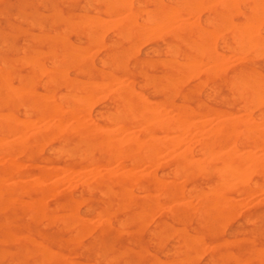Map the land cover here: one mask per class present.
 <instances>
[{
    "label": "rangeland",
    "instance_id": "374dc122",
    "mask_svg": "<svg viewBox=\"0 0 264 264\" xmlns=\"http://www.w3.org/2000/svg\"><path fill=\"white\" fill-rule=\"evenodd\" d=\"M94 1H96V2H94ZM138 1L142 2V3H140L141 5H138L139 4ZM150 1H151V3H150ZM152 1L154 2V4L152 3ZM155 1H156V3H155ZM178 1L179 0H171V1L170 0H116L117 4L120 3L123 6V7H121L120 4H118V6H116L117 5L116 3H115L116 5L114 4L115 0H0V64H1V62H4L5 64H8L12 67V74H13V76L15 75L14 77L12 76V84L16 87L18 86V88H19V89L15 90V87H13V89H12L13 92H18L19 90H22V89H23L22 91H25L26 89H28L25 92V93H27L25 95H24V92H20L21 94L19 93L18 99H16L14 105L12 106V111L16 115L18 120L28 121L29 127L27 130L28 131L27 133H32L33 131H35L37 129V127H41L44 125L50 124V126H52L53 123L54 122L56 123V121H57V119L52 117V116H51L52 118H50V117L44 118L43 117V115H45V117H46V115H48L47 111H45V113H44V111H43L44 107L43 106L42 107L39 106L40 110L39 109L34 110V106H36V108H38V106H37V105H39L38 102H40V105H41L43 103V100L46 101V99H49L48 97H50V99L51 98L54 99L52 101H55L56 103H58L59 106H61V108L65 109L67 107L68 101L60 100L59 97H57V95L60 96L61 94L64 95L65 93H66V95H69L68 92H70V93L72 92V93L76 94V95L75 94H70V95H75L77 98V102H78V96H79V100H81V102L79 101L78 103H76V101H75L74 103L76 104V106H79V108L81 107V105L82 106L84 105V107H81L83 110H85V112L83 110H82V112L86 113V114L83 113L84 114L83 117L85 119V120L84 119L83 120L87 123L89 122L88 125H91L94 122L93 124L100 125V126L104 127L103 125L108 124V122L106 120V115L111 111L116 112L117 110L116 111L114 110L116 105H117L116 108L119 109L118 110L119 112L124 110L123 108H120L121 104L119 103L118 99H115L116 92L122 87V80H124L123 85H124V83L126 84L132 80L129 85L131 87H133V89L135 90V92L137 94V95H135V97H137V99L143 100V101H146V99H147L146 102L148 103V101H149L148 104L150 106L154 102V105H152L154 108L162 109L164 107L162 102H161L164 100L163 95H164V93H170V90L167 88L166 89L164 88V90H162L163 87H162V89H160L159 87H161V85L165 82L163 76L168 74L167 72H170V67H169L170 61H172V59H174V60H177L178 63H183V62L186 63L185 61L189 60L187 57L185 58L186 54H189L192 52V51H190L191 49H190L189 40L186 37H184L181 40L175 39V38H177L175 35L176 31L179 28L177 26L183 25V23H190V24H198L199 23V25L201 24V26H203L204 28L212 29L213 26L210 27V25H205V24H207L206 21L207 22L209 21L208 19H213L215 21V28L216 29H215V36H214L212 42L215 41L216 43L214 42L213 43L214 45H210V46L212 47V50H214V52L215 51H216V53L218 52L217 54L216 53L215 54L216 55L219 54L218 57H220V59L223 58V60H224V62H221V60L219 59L218 64L220 65V68L225 73V75H224L225 80L221 79V78L219 79V77L210 78L208 74H207V76L210 79L205 78L206 74L203 71L204 70L206 71V67L209 66V63L205 59H203L206 62H201L204 64H202V65L200 64V66L198 67L199 68L198 70L200 71L198 74L199 76L195 79H193L194 77L193 78L189 77V79L187 81H185L184 83L182 82V87H181L182 92H189L190 91L189 89L194 90L193 91L194 93L192 92L191 95H189L190 98L187 100V104H189L193 108L201 106V109L198 110V113H199L198 116L188 117L187 120L189 121L190 118H191L190 122H192V118H193V121L203 120L204 130H206L208 128H217V130H220L221 132L224 131L225 125H222V124H225V122L223 120L225 119V117H227V115L224 114L223 112H226V111H229L231 113V116L232 117L234 116L233 118L243 117L244 114L248 113L249 116L247 115V116H244L243 118H249L250 117V119H252V120H254V119L259 120L258 119L259 118L258 113H260V111H261L260 109H262V106L256 107V105H257L256 103H254V102L250 103L251 105L250 104L248 105V109H250V110L246 109L247 111L245 110V112H247V113H245L244 112L245 108L240 105L243 103V101L238 96L239 91L236 90L238 87L235 88L232 85V80H234V82L235 81L238 82V80L240 79V77L236 78L235 69H234L236 67H240L243 70H245L246 72L249 71V75H251L250 77H252L251 79L255 84L257 82H261L262 81L261 79H264V53L261 50V49H264L263 48L264 47L263 46L264 40L262 41V39H261L264 37V35H263L264 34V9L262 7V6H264V2L261 3V2H259V0H257L258 3L254 2L257 6H258V4H260L259 7L255 6V4H254V6L257 7L255 9L254 6L252 5V3H253L252 0H247L246 2H244L245 5L243 4V6H242L241 1H239L236 4V7L238 6V8H240L241 10H239L237 8V11H236V12H238L237 15L236 14L235 15L233 14L234 16L230 15V20L234 21V23L236 20L235 24H233V22L231 21L232 24L234 25L233 27L236 28L235 31H233V29L232 30L231 29L226 30V29L222 28V29H220V31L222 30V32L219 31V33H217L216 31L219 30V27L216 26L217 17H214V16L216 15L215 12L220 8L219 7V1L220 0H216V1L212 0V3H209L211 0H205V1L204 0H202V1H200V0H181L182 1V2L180 1L182 4L181 6H180V3H178ZM225 1H228V0H225ZM111 2H113L112 4L115 6H112ZM200 2H202L203 6H204V8H203L204 10L200 9L203 7L202 4L200 5ZM214 2L215 3L218 2V4H214ZM128 3L132 6L130 7V5ZM175 3H178V5L181 7V8L179 7L181 10L177 7L174 8L175 6H178ZM82 4H84V5H82ZM126 4H127V7H124V5L126 6ZM192 4H193V6H192ZM211 4L212 5L214 4V5L212 6ZM62 5H64V6H62ZM172 5H173V8L175 11H176V9L177 10L179 9V11L174 13V14H176V17L167 18L166 15L168 14L167 16H169V13L171 14V10H169L170 11L169 13L167 10L168 9L173 10V8H171ZM205 5H206V7H205ZM246 5L253 6L254 10L252 7L248 8ZM186 6L187 7L190 6V7H188L186 9ZM112 7H115V8H112ZM168 7H170V8H168ZM211 7H212V9H211ZM85 8L87 11L85 10ZM111 8L113 10H111ZM138 8H140L139 10H141V11L148 10L146 8H150V9L153 8L152 10L149 9L148 13L150 15L153 14L155 16V12H156V14L158 12V14L155 16L158 21L157 20L154 21L153 19H152V21L148 20V19H147L148 21H146V18L149 17L150 15L147 14V12H145V13L140 12L138 10ZM192 8H194V9H192ZM207 8H208V10H205ZM82 9H84V11ZM250 9H252V10H250ZM115 10H117V13L115 12L116 14L114 13ZM126 10L128 11V13ZM133 10H134V12H131ZM150 11L152 14L150 13ZM255 11H256V13L258 12L257 14H259V12H261L262 15L259 14V15H261V17L259 15L258 16L256 15L257 18L252 17L251 14H253V16H255V14H256V13H254ZM51 12L53 13L52 15H51ZM83 12H85V14H87V13L89 14V15L88 14L86 15V16H88L89 19L88 18L87 19L89 21L87 19H85L86 16H85V14H83ZM104 12H106V14ZM109 12L112 14L110 15ZM130 12L132 13L131 17L129 16ZM191 12H192V14H191ZM208 12H209V14H208ZM251 12H253V13H251ZM80 13H81V15H79ZM107 13H109V14H107ZM135 13H138V14L134 15ZM82 14L84 15V17ZM244 14L246 16H244ZM90 15H92V16L94 15V16L92 17ZM206 15H207V17H206ZM212 15H213V17H211ZM241 15H242V17H241ZM248 16H249V18H248ZM81 17L84 18L83 19L84 21L81 19ZM121 17L124 18V20H122ZM158 17L164 18L167 24L169 22L170 27H168V26H167L168 28L166 27V25H165L166 23L164 22V19H162V22H159V20H161V19H159ZM244 17H246V19ZM102 18L104 19V21ZM125 18L130 19V20L127 21V19H125ZM254 18H256V20H258V21H260V20L261 21L258 22ZM53 19H54V22L52 21ZM96 19H97V27L98 28L95 25ZM143 19H145V20H143ZM77 20H78V22H77ZM113 20L115 21V23ZM167 20H168V22H167ZM252 20H254V21H252ZM30 21L32 22L33 26L30 25L31 24ZM122 21L124 23H126V28H125V24L121 23ZM51 22H53V23H51ZM82 22H83V24H81ZM89 22L92 25H90ZM110 22L111 23L113 22V25L115 24L114 26L116 27V25H117V27L115 28L113 25H111ZM117 22H118V24H117ZM250 22H253V23L251 24ZM261 22H263V23H261ZM148 23H152V24H148ZM240 23H241V26L243 24H246L245 28H244L246 34L244 33V30H242V27L240 25L238 27L237 24H240ZM259 23H260V25H259ZM144 24L146 25V27H150V28L146 29V27H144ZM161 24L163 25V27H166V28L164 29ZM78 25L80 26V28L78 27ZM81 25H85V26L82 27ZM93 25H95L96 28ZM151 25L154 27L151 28ZM41 26H42V28H41ZM64 26L65 27L67 26V27L64 28ZM86 26H88V28L89 27L90 28L86 29L87 28ZM112 26L115 28L114 30H113ZM141 26H143L144 28ZM246 26H247V28H246ZM92 27H94L95 29L98 30L99 37H98V35L96 36L97 30H95V29L93 30ZM109 27H111V28H109ZM135 27L136 28L137 27L142 28V29H140L142 31V33L139 32L140 30L137 31L138 28L136 30V32L141 35V36H139L141 41L138 39V35H136L137 33L133 32ZM174 27H175V30L173 29V31H172L171 29ZM237 27H238V30L240 31V33L238 32ZM256 27H257V29H256ZM161 28L163 31L161 30ZM62 29H64V30H62ZM67 29H70L69 30L70 32L67 31ZM91 29H92V31H91ZM144 29H145V31H147L146 34H145ZM151 29H153V30H151ZM169 29L171 30V32H169ZM261 29L263 31H261ZM53 30H54V32L56 31L57 33H53ZM61 30L63 32L66 31L65 32L66 36L64 35V33ZM86 30L88 31V34L95 35L96 37L92 38V35H87V32H85ZM112 30L114 32L116 31V35L119 33V35H118L119 38L116 37V35H114L115 33H113ZM117 30H120V31L117 32ZM248 30H250V31L247 33ZM90 31H91V33H90ZM121 31L124 34H122ZM149 31H150V33H149ZM167 31L170 34L167 33V34L162 35L163 32L166 33ZM226 31H228V32H226ZM242 31H243V33H241ZM156 32H157L159 37L162 35L161 37H163V39L157 37ZM234 32H235V34H234ZM41 33L44 35L42 36ZM82 33H83V35H82ZM112 33L114 36L112 35ZM134 33H135V35H134ZM223 33H224V36H223ZM252 33L254 34V37H253ZM255 33L258 36H259V34H261L262 36L260 35V37H258L257 35H255ZM54 34L57 37H55ZM61 34H63V35L61 36ZM101 34H103V35H101ZM242 34H244V35L242 36ZM122 35L124 37H122ZM145 35H147L148 37L150 36V39L152 37V39L150 40L151 42L148 39H146L148 37ZM168 35H170V36H168ZM236 35L237 36L240 35V36L237 37ZM245 35H246V37H245ZM77 36L79 37L80 41H82V42H80V41L74 42V41H78ZM86 36H87V38H86ZM142 36H144V37H142ZM231 36H233L234 38ZM54 37L57 39L58 38L61 39V41L63 38L65 40H64V42H60V40L58 41L57 39H53ZM89 37L91 38V40L92 39L93 40L92 41L88 40ZM130 37H131V39H130ZM221 37H223V39H222L223 41L226 40V41H224L226 43V45L223 41L221 42ZM225 37H227V38L225 39ZM244 37L246 38V40H247V38H249V39L246 41ZM255 37L257 39H255L253 41L252 38H255ZM113 38H115V40ZM239 38H240V40H239ZM99 39L100 40L103 39V41L101 40V42L98 44V42L100 41ZM233 39H234V41L238 40V41H241L242 43H240L238 41L236 43L233 41ZM162 40H163V42H162ZM249 40H252V41H249ZM256 40H261V41H256ZM93 42L94 43L97 42L96 44L99 46H96L95 44H93ZM166 42H168V44ZM61 43H63V44H61ZM64 43L66 44V47L64 46ZM76 43H77V45H75ZM89 43H92V44H90V46H86ZM235 43L238 46H236ZM244 43L248 44V45L250 44L249 48L251 46L252 49L247 48L248 45H246V48H245V46H243V48H245V49H243L240 44H244ZM3 44H5V45H3ZM47 44H48V47H46ZM210 44H212V43H210ZM71 45H73L74 47H72ZM170 45L171 46L174 45L176 47L177 53L175 55L171 51L174 46H172V48H170L171 47ZM255 45L257 46V48ZM61 46H62V48H61ZM76 46L80 47L82 50H87V51H83L81 53L82 50L80 51V48L77 47V49H76L77 53H81V54H78V58H80V60H81L82 57L83 58L85 57L84 58V60L86 59L85 61L82 60L81 62H79L78 58H76V61L73 60L77 56V53L73 54L74 52H72V51H76L75 50ZM101 46H102V48H101ZM163 46H166V47H163ZM167 46H169V48L171 50ZM220 46H222V47H220ZM239 46H241V47H239ZM59 47L61 48V50L58 49ZM229 47H230V49H233V50H230ZM258 47L259 48L261 47L260 51L262 53H260V51H258V52H256L257 54L255 55L254 51H257L256 49H258ZM48 48H51V51H50V49L47 50ZM64 48L66 51L71 50V48L74 49V50L70 51L71 52L70 54H73V56H72L73 58L69 55L68 51H67L68 54L66 53V55H68V56H70V58H72V59H69V61H68V58H67V60L65 58L66 55H64L65 54ZM238 48L240 49V51L238 50ZM91 49H93V50L91 51ZM247 49L250 51V53H249V51L247 53ZM33 50L35 53L32 52ZM44 50L46 51L47 55L44 54V52H43ZM125 50L127 52L130 51V54L127 53ZM164 50H166L167 53L164 52ZM237 50H238V52H236ZM243 50H244V52H243ZM22 51H24V52H22ZM92 52H93V54H92ZM123 52H125V53H123ZM131 52H134V53H131ZM170 52H172V54ZM240 52L241 53L243 52L246 54L243 56V54L241 55ZM29 53L30 54L33 53L34 56L33 55H32V57H31V55L28 56ZM49 53H51V54H49ZM61 53H64V54H62V56H61ZM84 53H85V55H84ZM91 54L93 55L92 57L90 56ZM131 54L134 56L131 57L132 56ZM153 54H155V55H153ZM259 54H260V57H259ZM22 55H27V56L22 57ZM43 55H45V56L43 57ZM106 55H109L108 57H111V58H107ZM128 55L130 56L129 58L127 57ZM37 56H41V57H38V59H37ZM87 56H88V58H87ZM116 56H117V58H116ZM124 56H126V57H124ZM239 56H241V57H239ZM249 56H251V57L253 56L254 58H251L252 60L251 59L248 60L250 58ZM255 56H257V57H255ZM29 57L32 59V61ZM42 57L44 60L42 59ZM50 57L53 59L50 60ZM63 57H64V59H63ZM113 57H115L114 60H113ZM58 58L61 59V62H59L60 59L58 61ZM101 58L103 59V61L105 60L106 62L105 61L103 62ZM125 58H127L128 60ZM46 59H48L47 60L48 63L46 62ZM89 59H90V61H89ZM122 59L125 61V64H123L122 68H120V65H122L121 62H124ZM160 59L161 60L164 59L163 61H166V63L165 62L162 63ZM21 60H22V63L24 60L30 61V64L28 62L24 61L27 66H25V64L20 65ZM37 60H38V62H37ZM71 60H73V61L71 62ZM126 60L129 62L127 63ZM49 61H52L53 63L49 62ZM66 61H68L69 64L71 62L72 65L70 64L71 65L70 66L69 64H67V66H66V63H67ZM77 61H78V63H77ZM167 61H169L168 66H167ZM15 62H17V63L15 64ZM57 62L59 64L61 63L60 66ZM82 62H83V64H82ZM116 62H120V65H119V63H116ZM144 62L146 65L144 64ZM38 63H39V65H38ZM75 63H77V65L78 64L79 65L77 66ZM115 63L119 67H116ZM42 64H43L44 68L42 66H40ZM100 64H102L103 66ZM141 64H143V65H141ZM206 64H208V66H206ZM74 65H76L77 67L76 66L74 67ZM81 65H82V69H80V71H83V69L86 70V72H84V73L81 72L83 74L79 73V71H76L78 69V67ZM150 65H152V66L150 67ZM255 65H257V66H255ZM65 66H66V68H62ZM114 66L116 69L114 68ZM132 66H133V68H132ZM31 67H33L32 68L33 72L31 70ZM37 67H38L39 72H37ZM34 68H36V69H34ZM112 68H113V70H111ZM102 69L105 72H103L104 74L101 75L100 73H102ZM55 70L58 71V74H57V72L54 73ZM63 72L66 73L67 75H69L71 78L66 76L67 79H64V78H66L64 76L66 74H64ZM90 72H91V76H89V74H88ZM45 73H46V75H44ZM120 73L122 75H119ZM233 73L235 75H232ZM253 73H254V75H256V74L257 75L254 76ZM52 74H53V76H55L54 80L57 78L58 82L56 80L55 81L51 80L53 78ZM162 74H164V75H162ZM35 75H37V76H35ZM58 75L60 76L59 78H58ZM114 75L116 76L115 78H113ZM46 76H48V77H46ZM87 76H89V77H87ZM124 76H126L125 79H124ZM144 76H148V78L147 77L144 78ZM30 77L33 79H31ZM74 77L78 78L80 80L77 81ZM118 77H120L121 79ZM25 78L27 80L29 78V80L25 81ZM44 78H46V79H44ZM129 78H130V80H128ZM13 79H14V81H13ZM38 79L43 83L42 86H41V82ZM88 79L91 81H87ZM101 79H102V81H100V82H102V83L99 84L98 81ZM114 79L116 80V82H114L115 81ZM148 79H150V80H148ZM154 79H155V81H154ZM200 79L202 81L207 79L204 81V83L203 82L201 83V85L203 87H201V85L197 86V87L193 86ZM258 79H260L261 81H258ZM74 80H75V82H73ZM92 80L94 82V84H92L93 86L90 85L91 87L90 86H88V87H89V90L90 89L93 90V91L91 90L93 93L91 91H88L90 93L85 94L84 91H87L85 84L92 82ZM151 80L153 81V86L151 83H149V82H151ZM63 81H65V82H63ZM80 81H81V84H80ZM83 81H87V82L84 83ZM95 81H97V82H95ZM24 82L25 83L28 82V85L24 84ZM78 82H79V84H78ZM143 82L145 85L147 82L149 85L150 84L151 85L145 86V85H143ZM48 83H50V84H48ZM60 83L62 84V86ZM83 83L85 86H83ZM109 83L111 86H108ZM140 84H141V86H137ZM257 84L259 85V83H257ZM65 85L69 89H70L69 86L72 85V88L70 90L69 89L65 90ZM76 85H77L78 89L81 87L79 92L77 91L78 89H76ZM79 85H80V87H79ZM94 85H95V87H94ZM101 85H103V92L102 91L99 92V89H98V88L101 89V87H102ZM213 85H215V87H213ZM154 86L157 89L153 88ZM24 87H26V88H24ZM45 87H46V89L47 88H49V89L47 91H45ZM84 87H85V89H84ZM93 87L97 88L98 90L96 89L94 91ZM104 87L107 89H105ZM198 87H201V88H198ZM210 87H211V89H210ZM117 88H118V90H117ZM186 88H188V89H186ZM151 89H152V91H150ZM155 89H156V91L157 90H159V91L154 92ZM33 90L36 91L37 97L35 95H33V93L35 94V92ZM214 90H215V92H214ZM49 93H51V94L53 93V95L51 96V94H49ZM105 93H106V95L108 94L107 95L108 97L105 95ZM22 94L24 97L25 96L27 97V95L29 97L27 99H26V97L25 98L20 97V95H22ZM77 94H79V95H77ZM82 94H84V95H82ZM102 94L104 95V97ZM30 95H31V97H30ZM91 95L94 97H92ZM109 95L110 96L113 95V96H111V98H110ZM236 95H237V97H236ZM38 96H39V98H38ZM231 96H232V98H231ZM33 97L36 98V100H38V101L36 102V100H34ZM53 97H55V98H53ZM23 98H24V100H23ZM81 98H83V99H81ZM88 98H89V100H88ZM39 99H41V101ZM92 99H94V100H92ZM113 99H114V102L112 101ZM31 101H32V103L36 102L37 104L34 105V103H33V106L30 105V104H32ZM173 101H174V103H180L181 98L179 96H175L173 98ZM115 102L118 104H116ZM79 103L81 105H79ZM84 103H86L88 108L85 107L86 105ZM92 103H93V105H92ZM157 105H158V107H157ZM22 106H24V108H28L27 106H29V108L24 110V108H22ZM252 107H253V109H252ZM256 108H258V109H256ZM23 111L26 112V113L24 112L25 115H24ZM39 112L41 113V115L39 114ZM212 112L213 113L219 112V113L217 115H215V114L211 115ZM240 114H241V116H240ZM206 116L208 119L206 118ZM26 117H28V118H26ZM62 119L65 122V124H67V125L70 124L69 120L67 118H62ZM221 119H223V120L221 121ZM263 121H264V119H263ZM263 121H262V123H263ZM134 128L135 127H133V126H131L129 128V130L132 131V136H134L133 133L135 134V130L137 129V128H135V129ZM260 128L263 129L261 132L262 138H263L264 137V132H263L264 126L260 125ZM131 131H129L128 135H131ZM58 133H62V134L59 135V134H57V132H53V134H52V132H49L46 135H44L43 137H41V139L39 140V143H38L39 146H38L37 150L35 148L33 155H32V158H31V162L35 166L33 165L28 170L30 173H33L40 166V167H47L50 169L53 168L52 170L55 171L54 167L56 168V167H58V165L61 166L65 161H69V162L70 161H77L76 163L72 164L73 166L72 165L69 166L68 169H62V170L57 169L58 171H55V173L58 174L57 176L60 177V179L64 176H66V173H67V175L70 176V179L72 178L71 179L72 182H75L74 183L75 185H76V183H77V185H80L79 187L74 189V195H75L74 199L75 200L78 199V201L76 203L74 202L75 205H74V203L72 205H65V203L67 202V198L65 196H63V195L48 196L47 199H45V203H47V204L45 205L44 211L43 212L39 211L41 213L40 215L49 214L50 218L48 217V215H46V217L43 216L45 219L43 217H41L39 219L40 216L35 213L37 211H32L30 209H26L25 207L22 208V210H21V207L11 208V209L6 210V211L0 210V218H1L0 219V264H38L39 258L35 253L25 252L26 250H33L34 243H38V241H39V243L41 242V244L49 247L55 253H59L62 255H65V254L68 255V256L65 255L66 258L65 257L62 258L60 263H47V264H66L68 259L70 261H68L67 264H88L89 262L92 264H114L113 262H115V264H167L169 260H173V259L177 260V258H178V261L173 260L174 262L171 261L172 264H180V262L181 261L183 262L184 260L185 261L183 262V264H221V262H222L221 258H223L224 256L225 257L223 258L222 264H240V263L243 264L242 263L243 261H245L244 262L245 264H264V248H263V250H261V247H264V223H263L264 222V199H263L264 193L262 194V190L264 192V164H263L264 163V147H263L264 142H262V146H260V147H257V146L253 147V144L238 146L237 151H236L238 154L236 153L235 157L232 158V160L234 162L230 160L232 162L231 168H230V164H229L230 161L228 162L226 160H222L221 162H220V160L219 161L216 160L219 163L216 161H212L210 164L208 163V165H207V163H205V162H210V160H214V159L203 157L204 155L199 153L196 150L197 145H198L197 143L200 141H198V140L192 141V140H189L187 138L184 139L183 134H184V137L187 136L186 132L175 133L173 131H167L165 133L166 137H169L171 139L172 136L174 137V134H177V137L179 140L182 138L184 140L180 141L181 144L179 143V146H178L177 142L175 143L178 146L177 148L175 147V148L170 149V150L164 149L165 151L164 150L161 151L160 156L157 158V160L155 161L154 164H146L147 170L149 169L147 173H149V171H150V173H153L156 176L158 181L161 182L160 183L161 188L158 190H155L151 187L150 184H148L144 181L142 183V186L144 185L142 189H141L142 186H140V187L137 186L138 188H136L135 184H134V186L128 185L130 187V188L128 187L130 189V193L128 196L127 195L125 196V195L121 194L122 186L120 183L114 184V186L112 187V192L109 194H106L103 192V189H104L103 187H101L99 184H97L95 182H92L93 185L91 184V186H90L92 189H90V187H87L88 190L90 191V193H88L89 191L86 189V186L84 187L82 185V182L84 184L85 179H86V177L83 178L82 173L84 172V174H85V172H86V174H87L88 170H91L94 167V165H93L92 161H89V162L88 161H82V162L78 161L79 160V157H78L79 153L84 152L85 150L87 151V149L85 146L81 145V142H79V138L75 133L74 134H73V132L70 133V131L69 132L66 131L64 133L63 132H58ZM50 134H52V135L56 134L57 136L58 135L59 136L57 138H55L56 135L54 136V138L51 136L53 140L50 139L51 138L50 137L49 138L50 140L47 141L46 138H48L50 136ZM261 134H260V136H261ZM26 135H29V134H26ZM260 136L258 135L257 137L261 138ZM258 138L256 140H258ZM174 141H175V139H174ZM71 146H73V147H71ZM75 149L77 151H75ZM251 149L253 152L251 151ZM186 151H189L190 153H192V155L194 157L193 158L194 161H192L193 164L191 162L190 163L182 162L179 159H177L179 161L178 166L180 168L182 167V166H180L182 164H183V169L185 168L186 165L187 166L190 165L189 167H186L184 170L181 168L182 171H179L180 170L179 168L178 169L174 168L177 166V164H176L177 161L175 162L174 159H172L171 157H173V156L175 157L176 155L177 156L181 155V154L185 153ZM167 152H168V155H169V153L171 155L173 154L172 156L170 155L171 157L167 156V159H168V157H169V160L172 159V161H170V163H169L170 165L167 163V162H169V160H167L165 162L164 159H166V157L163 156V155H166ZM92 153H93L94 157H98V156L102 155V153L101 152L99 153L97 150H94ZM67 154H70L71 156H67ZM253 154L254 155L256 154L255 157L258 159L256 161V163H255L256 158L253 156ZM56 155H58V157H55ZM161 156H163L164 158L163 157L160 158ZM242 156L244 157V159H246L245 161L243 160ZM197 157H199V158H197ZM200 158L204 162V163L202 162L203 164L201 163ZM205 158L209 159V160L204 161ZM21 159L23 160L24 163H27V158L25 155H22ZM260 159L262 160V162H261L262 164L260 163ZM162 160H164V161H162ZM251 160H252V163H251ZM243 161H244V163H243ZM163 162H165L167 164H164ZM197 162H198V164H197ZM161 163L164 164V166ZM171 163H173V164H171ZM119 164L120 163L118 160H112L111 162L109 161V163L107 162V164L105 162L104 166L100 167L99 171L102 174L105 171H110V172H113L114 174H119L123 170L122 168H120V166H118ZM159 164H160V166H159ZM204 164H206V165H204ZM246 164H247V166H246ZM44 165H46V166H44ZM74 165H76V166H74ZM196 165H198V166L195 167ZM223 165L225 166V169L223 168L224 167ZM258 165H260V168ZM144 166H145V164H144ZM144 166L134 165L133 168L136 172L141 171L139 174H141L142 172H143L142 174H144L147 171L146 169H145L146 171L144 170V168H145ZM161 166H163V167H161ZM203 167L206 168L205 170H207V168H209V171L208 170L205 171ZM215 167H216V169H215ZM221 167H222V174L225 173V174H223L224 175L223 177H222L221 170H220ZM248 167H249V169H252L253 172L248 170ZM191 168H193V169L196 168V170L194 171ZM188 169H191L193 171V172H191L192 176L190 173L187 174ZM197 169L199 172H197ZM213 169H215V170L219 169V170L211 172V170H213ZM229 169H231V171ZM246 169L248 170V172ZM254 169L259 170V171H257L259 173L258 175H255L257 173H255ZM142 170H144V171H142ZM200 170L202 172L205 171L206 174H205V172L203 174H201L202 172ZM223 170H225V171H223ZM242 170H243V172H242ZM218 171H220V172H218ZM175 172H176V174H175ZM188 172H190V171H188ZM183 173H184L183 176L185 177V181H183L184 180V178L182 176ZM207 173H208V176H207ZM212 173H213V175H212ZM160 174L161 175L163 174V176H161ZM165 174H168L171 177L166 176ZM185 174H187V175H185ZM200 174H201V176H200ZM226 174H227V176H225ZM228 175H230V176H228ZM77 176H79V177L81 176V177L77 178ZM205 176H207L208 178ZM29 177L30 176H28L26 174V175L22 176L20 180H22V178H23V184H24L29 180ZM180 177H182L183 180H182V178L180 179ZM217 177H219V178H217ZM187 178H188V181L186 180ZM58 179L59 178H56V176L55 177L52 176L49 178L46 177V179L45 178L43 179L44 181H42L41 184H45V183L46 184H52V183H55V180L57 181ZM159 179H161V181ZM236 179H238V180H236ZM240 179H241V181H240ZM167 180H170V181H167ZM7 181H8V183H11L15 180H14V177H11V178L8 177ZM230 181H231V183H230ZM237 181H240L241 184H243V183L244 184L243 185L238 184ZM72 182H70V183L72 184ZM166 182H169V183H166ZM170 182H171V184H170ZM227 182H229L231 185L230 184L228 185ZM172 183H173V186L177 185L178 188L183 186V188H181V189H182V192L184 195L179 194V195H181V198H180V196H178V194H176V196H175V193H178L179 191L177 188L173 189ZM175 183H177V184H175ZM185 183H187V184H185ZM168 184H170V185H168ZM192 184H194V185H192ZM204 184H206V185L208 184L207 185L208 187L204 186ZM225 184L228 186H226ZM260 184H263V185L261 186ZM178 185H180V186H178ZM214 185L215 186L217 185L215 190H217V191L219 190V192L214 190V188H215V187H213ZM236 185H238V189L236 188L237 187ZM192 186H194V187H192ZM66 187H67V184L62 183V188L60 186L59 187L60 189L58 188V190L59 191L63 190ZM186 188H188V189H186ZM218 188H221L222 190H220ZM181 189H180L179 193H181ZM79 190H81L82 193ZM99 190L102 192H100ZM190 190H192V191H190ZM229 190H230V192H229ZM204 191H205V193H204ZM236 191H240V193L236 192ZM146 192H148V193L151 192V193H149V195L150 194L151 195L146 197V195L148 194ZM185 192H190V194H192L194 197L192 195H190L189 193H185ZM213 192H216V195L220 194V196H222V198L225 200V201L223 200L224 201L223 205L220 206V205L216 204V202H212L213 199L209 198V195L212 197H213V195L215 196V193H213ZM144 193H146V194H144ZM200 194H202V195L200 196ZM152 195L155 196V199H153L154 197L151 198ZM131 196H132V198H131ZM157 196H159L158 199H157ZM203 196H206V197L202 198ZM176 197H178V198H176ZM20 198L24 199V201H27L29 199V197H27L26 195H23ZM80 198H82L81 200H83L85 202L81 201ZM129 198L131 200H129ZM197 198H198V200H197ZM228 198H229V200H228ZM199 199H201V200H199ZM175 200H177V201H175ZM191 200H194V202ZM202 200H203V203H207V200H208L209 205L206 206V204L203 205V203H200L201 206H199L198 203L200 201L202 202ZM209 200H211V201H209ZM116 201H117V203H116ZM156 201H158V203H156ZM231 201L236 203L238 206L240 205L239 210H238V207L235 208V210H234V207L236 206V204L233 205ZM260 201H262V203ZM79 202H80V204H79ZM153 202H155V203H153ZM104 203L106 205H104ZM118 203H119V205L121 204V206H120V209H118L119 208V206H118L116 208V210L118 209V210H120V212L117 210V211H115V213H116L115 214L114 210H115V207L118 205ZM148 203H150V205ZM162 203L163 204L165 203L166 207ZM187 203H190L191 205H188ZM227 203H229L230 206L233 207L232 208L233 211L237 210L236 211L237 214H236V212H234L232 214L230 213L231 209H229L230 207L228 206ZM122 204H123V206H122ZM178 204H180V205H178ZM213 204H215V205H213ZM55 205H56V207H55ZM124 205H126V206L124 207ZM158 205H162V207H160ZM242 205H243V207H245V210L242 207ZM143 206L144 207L146 206L145 209H142ZM192 206H194V207L192 208ZM195 206H196V208H195ZM224 206H225V208H224ZM151 207H152V209H150ZM159 207H160L161 211L159 210ZM201 207H203L202 209L204 211L203 210L197 211V209L199 210V208H201ZM247 207L250 209L248 210ZM49 208H51V209L49 210ZM70 208L73 212L69 211ZM85 208H87V210ZM122 208H125L126 210H122ZM167 208L168 209L171 208L170 209L171 214L169 213ZM172 208L175 211V213H173ZM190 208H192V209H190ZM205 208L207 210H205ZM212 208L214 209L215 213L217 212L215 214L217 218L215 217V215L213 216L214 213H209V214H211L210 215L211 217H208L209 216L208 211L213 212ZM194 209H196V210H194ZM215 209L217 211H215ZM138 210H140V211H138ZM232 210H231V212H232ZM98 211H101V212H98ZM111 211L115 214V216H111V215H114V214H112ZM188 211H190L189 214H188ZM221 211H222V213H220ZM30 212L32 213L31 217H29ZM63 212H67V213H63ZM96 212L100 213L99 216H97L98 214L95 215ZM145 212L150 213V214H148L149 215V217H147L148 220L146 222L144 221L142 223V225H143V227H142L141 221L145 220L144 216H143L146 214ZM166 212H168L167 213L168 216L165 215ZM200 212H201V214H200ZM203 212L206 214H203ZM223 212L225 213L224 216H226V217L228 216L230 218L229 220L222 216ZM58 213H59V215L63 213L62 215L65 216L62 223H64V221H66L68 219L66 217V215L70 216L71 214L75 215V218L71 215L72 217H69V219H73V218L76 219L77 218L78 221L81 222V220H83L85 223L81 222L82 225L80 223L79 227L77 226V227L71 228L69 226H65V227L70 228L69 230H67L63 226V224L61 223L62 217L58 216L57 215ZM107 213H110V214H107ZM53 214H55L56 216L55 215L53 216ZM182 214H183V216H181ZM125 215L127 216L126 218H125ZM133 215H135L134 217L137 218L136 220H139V221H136L134 219ZM140 215L142 216L141 220H140V218H138V216H140ZM151 215H152V217H151ZM190 215H193V217L192 216L190 217ZM197 215L199 217H200V215L203 216L204 220L208 219L206 221H208L210 224L208 222H207L208 224H206V221L204 223V220L201 218H198ZM5 216L7 218H5ZM32 216L34 217V219ZM100 216H104L103 218H104L105 222L103 221V219ZM230 216H232V217H230ZM55 217H57V218L55 219ZM214 217H215V219H214ZM153 218H154V221H153ZM174 218H175L176 222L174 221ZM6 219H7V221H6ZM9 219H11V220H9ZM30 219H32L34 221H32ZM47 219H50V221H48ZM106 219H108V221L110 219V221H109V223H107L105 225ZM129 219H131V221ZM132 219H134V220H132ZM151 219H152V221H151ZM178 219H179V221H178ZM213 219L216 222H214ZM245 220H246V222H245ZM253 220H255V221H253ZM46 221H47V223H44ZM67 221L65 223H67ZM97 221H99V222H97ZM121 221L125 222V223L127 222L126 224L125 223L122 224V225H125L123 227L120 224V226L122 228L119 226V223H121ZM220 221L223 225H221V223H218ZM95 222H96V226L98 224L99 227L97 226L96 228L92 229L93 231H90L91 229L88 230L86 228L88 230L87 232L89 234L81 231L80 228L81 227L83 228V226H85V224H86L85 227L89 226L88 228H93V225H94L93 223H95ZM101 222H104V225H99V224H103ZM147 222H149V223H147ZM199 222L201 223V225H204V226L203 227L200 226ZM247 222H249V223L247 224ZM65 223H64V225H66ZM110 223L112 226L109 225ZM214 223H215L216 228L213 225ZM205 224H206V227H209L210 229L206 228ZM41 225H43V226H41ZM144 225L145 226L147 225V228L144 229ZM44 226H46V227H44ZM138 226H139V228L141 226V228L138 229V232H137V230L133 231V229L135 230L136 228H138ZM163 226H164V229H162ZM94 227H95V225H94ZM101 228L104 229V230L102 229L103 232H100ZM172 228H175V231H173ZM119 229L120 230L123 229V230H121L122 233H120L121 231H119L117 233V231ZM182 229H183V232H180V231H182ZM216 229H218L219 232H221V233H219L218 230L216 231ZM220 229H222V230H220ZM127 230H129V233H127ZM213 230H215L216 232H214ZM125 231L127 234L125 233ZM149 231L150 232L152 231L154 233H152V232L150 233ZM185 231H187V232H185ZM39 232H41V234ZM85 232H86V230H85ZM169 232H170V234H169ZM213 232H214V234H213ZM238 232H240V233L238 234ZM69 233H71V234H69ZM74 233L75 234L78 233V235L82 234L83 236H79L80 237V239H79V237L76 235L75 239L73 241L69 240V239L74 237L73 236ZM90 233H92V234H90ZM182 233L183 234L185 233V234L183 235ZM187 233H189V234H187ZM207 233H208V235H207ZM165 234H168V235H165ZM173 234H175V235H173ZM180 234H182L181 237H184V240H183V238L179 239L180 236H178V235H180ZM195 234H200L201 236L204 237V238L203 237L201 238L202 243H200V241L197 242L198 240H201V239H200L199 235H195ZM209 234H210L211 238H210ZM230 234H232L233 236ZM16 235H18L19 238L16 237ZM43 235L45 238L43 237ZM162 235H165V237ZM227 235H230V236H227ZM22 236H23V238L25 237L26 239L20 238ZM166 236L168 237V240L165 239V238H167ZM169 236H171L172 238ZM191 236L194 239H197V241L194 240ZM177 237H178V239H175ZM242 237H245L244 238L245 240ZM5 238L7 240L6 243L4 242ZM149 238H150V240H149ZM188 238H189V241H188ZM226 238H228V239H226ZM14 239H15V242H14ZM209 239H211L210 242H209ZM230 239H232V240H230ZM234 239L238 242H236V241L234 242L233 241ZM240 239H243V240H240ZM246 239L247 240L252 239V240L248 242V241H246ZM76 240H78V241H76ZM128 240H130V243L127 242ZM70 241H72V242H70ZM153 241L155 244L153 243ZM182 241H184V242L180 246V243H182ZM194 241H196V242H194ZM217 241H221V242H217ZM223 241H225V242H223ZM198 243H200V244H198ZM203 243H204V245H203ZM158 244H159V246H158ZM201 244L203 245L202 247H201ZM209 244L211 246L207 247V246H209ZM232 244H234V245H232ZM184 245H185V247H184ZM25 246H26V248H25ZM213 246H215V247L213 248ZM71 247H72V249H71ZM86 247H87V249H85ZM189 247H190V249H188ZM200 247L201 248L204 247L203 248L204 251ZM219 247H221V248H219ZM195 248H198L197 252H198V250L200 252L197 253L195 251ZM206 248H208V249L205 250ZM184 249H186V250L183 251ZM214 249H215V251L212 254L211 250H214ZM221 249H224V250H221ZM68 250H70V251H68ZM177 250H179L180 252ZM208 250H210V251H208ZM231 251H232V253H231ZM247 251H248V253H247ZM254 251H256V253ZM221 252H223V253H221ZM165 253L167 255H165ZM184 254H188L187 258H186V256H184ZM192 254H194V256ZM72 255H74V256L76 255V257H74ZM80 255H82V257ZM210 255L213 256L214 259H212V257ZM195 256H197V257H195ZM218 256H221V257L219 258ZM109 258H111L113 261H110L111 259L109 260ZM183 258H186V259H183ZM193 258H195V259L197 258V259L194 260ZM7 260L8 261L11 260L14 263H12L11 261L9 263ZM188 261H190V262H188ZM259 261H260V263H259ZM171 262L169 261L170 264H171ZM182 262H181V264H182Z\"/></svg>",
    "mask_w": 264,
    "mask_h": 264
},
{
    "label": "bare ground",
    "instance_id": "6f19581e",
    "mask_svg": "<svg viewBox=\"0 0 264 264\" xmlns=\"http://www.w3.org/2000/svg\"><path fill=\"white\" fill-rule=\"evenodd\" d=\"M171 1V0H170ZM181 0H179L178 1V3H180V6L182 5L181 4V2H180ZM200 1H202V0H200ZM205 1V0H204ZM216 1V0H215ZM239 1H241V3H242V6H243V4L245 5V3L244 2H246L247 0H228V1H225V0H220L219 1V9L215 12V16L214 17H217V23H216V26H218L219 27V30L218 31H216L217 33H219V31H220V29H233V31H235V29L236 28H234L233 26V24H235L236 23V20H235V23H234V21H232V20H230V15H237V13L238 12H236L237 11V8H238V6L236 7V4L239 2ZM253 1V3H252V5L254 6V4L255 3H258L257 2V0H252ZM40 2V1H39ZM68 2V1H67ZM88 2V1H87ZM94 2H96V1H94ZM128 2V1H127ZM137 2V1H136ZM139 2V1H138ZM255 2V3H254ZM259 2H261V3H263L264 2V0H259ZM89 3V2H88ZM99 3V2H98ZM97 3V4H98ZM113 2H111V4H112ZM117 4V2H116V0H115V2H114V4ZM140 3H142V2H139V4L138 5H141ZM150 3H151V1H150ZM149 3V4H150ZM152 3L154 4V2L152 1ZM155 3H156V1H155ZM178 3H175V4H177L178 5ZM209 3H212V0L209 2ZM110 4V5H111ZM115 4V5H116ZM118 4H120V3H118ZM118 4L116 5V6H118ZM129 4V3H128ZM146 4V3H145ZM152 4V5H153ZM202 4V2H200V5ZM205 4V3H204ZM214 4H218V2H214ZM213 4V5H214ZM39 5V4H38ZM82 5H84V4H82ZM81 5V6H82ZM115 5H113L112 4V6H115ZM121 5V4H120ZM130 5V4H129ZM128 5V6H129ZM137 5V6H138ZM144 5V4H143ZM191 5V4H190ZM198 5V4H197ZM212 5V4H211ZM210 5V6H211ZM212 5V6H213ZM259 5L260 4H258V6L255 4V6H257V7H259ZM62 6H64V5H62ZM132 5H130V7H131ZM156 6V5H155ZM179 5L178 6H175L174 8H179L180 7ZM192 6H193V4H192ZM202 6H203V4H202ZM201 6V7H202ZM248 8L250 7H252L253 8V6H249V5H246ZM254 6V8L256 9L257 7H255ZM121 7H123L122 5H121ZM124 7H127V4H126V6L124 5ZM188 7H190V6H188ZM187 6H186V9L188 8ZM205 7H206V5H205ZM240 7V6H239ZM263 7V9H264V6H262ZM112 8H115V7H112ZM111 8V10H113ZM159 8V7H158ZM168 8H170V7H168ZM167 8V9H168ZM171 8H173V5L171 6ZM174 8H173V10L172 9H168L167 11H168V13L170 12L169 10H171V14L169 13V16H167L166 15V17L167 18H173V17H176V14H174L175 12H177V11H179V9L181 8H179L178 10L176 9V11L174 10ZM204 8V6L202 7V8H200V9H202V10H204L203 9ZM254 8H253V10H254ZM43 9V8H42ZM140 8H138V10H139ZM143 9V8H142ZM145 9V8H144ZM146 9H150V8H146ZM153 9V8H152ZM152 9H150V10H152ZM192 9H194V8H192ZM211 9H212V7H211ZM239 10H241L240 8H238ZM45 10V9H44ZM83 11H84V9H82ZM85 10H86V8H85ZM97 10V9H96ZM124 10V9H123ZM131 10V9H130ZM129 10V11H130ZM148 10H144V11H141V10H139L140 12H143V13H145V12H147V14H149L148 13ZM181 10V9H180ZM205 10H208V8L207 9H205ZM238 10V11H239ZM250 10H252V9H250ZM87 11V10H86ZM127 11V10H126ZM192 11V10H191ZM194 11V10H193ZM94 12V11H93ZM117 13V10H115L114 11V13ZM131 12H134V10L133 11H131ZM130 12V17H131V13ZM161 12V11H160ZM165 12V11H164ZM235 12V13H234ZM105 14H106V12H104ZM110 13V12H109ZM109 13H107V14H109ZM113 13V14H114ZM115 13V14H116ZM127 13H128V11H127ZM126 13V14H127ZM150 13H151V11H150ZM167 13V12H166ZM189 13V12H188ZM251 13H253V12H251ZM254 13H256V11L254 12ZM258 13V12H257ZM255 14V16H253V14H251V16L252 17H256V15L258 16L259 14H261V12H259V14ZM53 13L51 12V15H52ZM83 14H85V12H83ZM82 14V15H83ZM88 14V13H87ZM87 14H85V16L87 15ZM112 13H110V15H111ZM136 14H138V13H135L134 15H136ZM146 14V15H147ZM152 14V13H151ZM157 14H158V12H157ZM156 14V12H155V16L157 15ZM165 14V13H164ZM191 14H192V12H191ZM208 14H209V12H208ZM79 15H81V13L79 14ZM89 15V14H88ZM109 15V16H110ZM119 15V14H118ZM117 15V16H118ZM150 15V14H149ZM153 15V14H152ZM150 15L149 17H147L146 18V21H148V20H151L152 21V19L154 20V21H156L157 20V18L153 15ZM178 15V14H177ZM233 15V16H234ZM243 15V14H242ZM242 15H241V17H242ZM262 15V14H261ZM261 15H259L260 17H261ZM90 16H92V15H90ZM94 16V15H93ZM92 16V17H93ZM108 16V15H107ZM124 16V15H123ZM133 16V15H132ZM138 16V15H137ZM244 16H246L245 14H244ZM83 17H84V15H83ZM206 17H207V15H206ZM211 17H213V15L211 16ZM17 18V17H16ZM15 18V19H16ZM88 18V16H86L85 17V19H87ZM96 18V17H95ZM120 18V17H119ZM122 18V17H121ZM159 18V17H158ZM245 19H246V17H244ZM248 18H249V16H248ZM257 18V17H256ZM256 18H254L255 20H256ZM81 19L83 20L84 18H82L81 17ZM89 19V18H88ZM87 19V20H88ZM91 19V18H90ZM103 19V18H102ZM125 19H127V18H125ZM148 19V20H147ZM159 19H161V20H159V22H162V19H164V18H159ZM108 20V19H107ZM106 20V21H107ZM122 20H124V18H122ZM130 19H127V21H129ZM143 20H145V19H143ZM209 21L207 22L206 21V23L207 24H205V25H210V27L211 26H213V28L212 29H209V28H204L203 26H201V24L199 25V23L198 24H190V23H183V25H180V26H177V27H179L178 28V30L176 31V37L177 38H175V39H179V40H181V39H183L184 37H186L188 40H189V43H190V51H192L191 53H189V54H186V56H185V58L187 57L189 60H187V61H185L186 63H178L177 62V60H174V59H172V61H170V72H167L168 74H166L165 76H163L164 77V80H165V82L161 85V87H159L160 89H162V87H163V89L162 90H164V88L166 89H169L170 90V93H164V95H163V97H164V100L163 101H161L162 102V104H163V108L162 109H156V108H154L152 105H154V102H153V104L150 106L148 103H149V101H148V103L146 102L147 101V99H146V101H143V100H139V99H137V97H135V95H137L136 94V92H135V90L133 89V87H131L129 84L131 83V81L130 82H128V83H124V85H123V81L124 80H122V87L118 90V88H117V92H116V96H115V99H118V101H119V103L121 104V107L120 108H123L124 110L123 111H121V112H119L118 110L119 109H117L116 107H117V105L116 104H118V103H116L115 105H116V107L114 108V110L116 111V112H109L107 115H106V120H107V122H108V124L107 125H103L104 127H102V126H100V125H95V124H91V125H88L89 124V122L87 123V122H85L84 120V114H86V113H84L85 112V110H83L81 107H84V105L82 106L80 103H79V105H81V107L79 108V106H76V104L74 103L75 101H76V103H78L79 101L81 102V100H79V96H78V102H77V98H76V94L75 93H70V92H68L69 93V95H66V93L64 94V95H57V97H59V99L60 100H66V101H68V103H67V107L65 108V109H63V108H61V106H59L58 105V103H56L55 101H52V100H54V99H50V97H48L49 99H46V101H44L43 100V103L40 105V102H38V104L39 105H37L38 106V108H36V106H34V110L35 109H39L40 110V108H39V106H43L44 108V113H45V111H47V114L48 115H46V117H45V115H43V117L44 118H48V117H50V118H52V117H54V118H56L57 119V121H56V123L54 122L53 123V125L52 126H50V124L49 125H44V126H41V127H37V129L35 130V131H33L32 133H27L28 131V127H29V124H28V121H21V120H18V118L16 117V115L13 113V111H12V106L14 105V103H15V101H16V99H18V97H19V93L20 92H24V95L25 94H27V93H25L28 89H26L25 91H22V90H19L18 92H13L12 91V89H13V87H15V90L16 89H19L18 88V86L16 87V86H14L13 84H12V76H13V74H12V67L10 66V65H8V64H5L4 62H1V64H0V210H3V211H6V210H9V209H11V208H17V207H21V210H22V208H26V209H30V210H32V211H37V212H35L37 215H39L40 217H39V219L41 218V217H43V216H45L46 217V215H48V217H49V214H46V215H40L41 213L39 212V211H41V212H43L44 211V208H45V205L47 204V203H45V199H47V197L48 196H55V195H63V196H65L66 198H67V202L65 203V205H72L74 202L76 203L77 201H78V199H74V189L75 188H77V187H79L80 185H77V183H76V185L74 184L75 182H72V178L70 179V176L69 175H67V173H66V176H64V177H62L61 179H60V177H58L57 175L58 174H56L55 173V171H58L57 169H68L69 168V166H71L72 164H74V163H76L77 161H65L61 166L60 165H58V167H54V169H55V171L54 170H52V169H50V168H47V167H38L37 169H36V171L35 172H33V173H30L29 172V168H31L34 164H32V162H31V158H32V155H33V152H34V150H35V148H36V150H37V148H38V143H39V140L41 139V137H43L44 135H46L47 133H49V132H52V134H53V132H57V134H62V133H58V132H69L70 131V133L71 132H73V134L75 133L77 136H78V138H79V142H81V145H83V146H85L86 147V149H87V151L85 150L84 152H81V153H79V162H82V161H92L93 162V165H94V167L91 169V170H88V173L86 174V172H85V174H84V172L82 173L83 174V178L84 177H86V179H85V182H84V184H83V182H82V185L85 187L86 186V189L88 190V188L87 187H90L91 186V184H92V182H95V183H97V184H99L101 187H103L104 189H103V192L104 193H106V194H109V193H111L112 192V187L114 186V184H116V183H120L121 184V186H122V191H121V194L122 195H129V193H130V187L128 186V185H133L134 186V184L136 185V188H138V187H140V186H142V183L145 181L146 183H148V184H150L151 185V187L153 188V189H155V190H158V189H160L161 188V186H160V183L161 182H159L158 181V179L156 178V176L153 174V173H150V171H149V173H147L148 172V170H147V166H146V164H154L155 163V161L157 160V158L160 156V154H161V151H163L164 149L166 150V149H168V150H170V149H173V148H177L178 146H179V143H180V141H182V140H184V139H189V140H198V141H200V142H198L197 144V148H196V150L199 152V153H201V154H203L204 156L203 157H206V158H211V159H214V160H210V162H205V163H207V165H208V163L210 164L212 161H216V160H220V162L222 161V160H226V161H233L232 160V158H234L235 157V155H236V151H237V147L238 146H242V145H248V144H253V147H255V146H257V147H260V146H262V142H264L263 140H264V137L262 138V134H261V132H262V130L263 129H261L260 128V125L261 126H264V121H263V119H264V79H258V81H261V82H257V83H259V85L256 83H254L253 81H252V77H250L251 75H249V71H245V70H243L242 68H240V67H236V68H234L235 69V74H236V78L237 77H240V79L238 80V82H234V80H232V85L235 87V88H237L236 90H238L239 91V93H238V96H239V98L243 101V103L242 104H240L242 107H244L245 109H244V112H245V110L246 109H248V105L250 104V103H256L257 105H256V107H258V106H262V109H260L261 111H260V113H258L259 114V120H252V119H250V117L249 118H243L244 116H247L248 115V113L247 112H245V113H247V114H244V116L243 117H238V118H233L232 116H231V113L229 112V111H226V112H223L224 114H226L227 115V117H225V119L223 120V119H221V121L223 120L224 122H225V124H222V125H225L224 126V131H220V130H217V128H208V129H206V130H204V124H203V120H198V121H193V118H192V122H190L191 121V118L189 119V121L187 120V118L188 117H191V116H198V110H200L201 109V106H199V107H196V108H193V107H191L189 104H187V100L190 98L189 97V95H191V93L194 91V90H191V89H189L190 91L189 92H182L181 91V87H182V82L184 83L185 81H187L188 79H189V77H194L193 79H195V78H197L199 75V66H200V64L202 65V64H204V63H201V62H208L209 63V66H208V64H206V66H208V67H206V71L204 70L203 72L206 74L205 76V78H207V79H210V78H212V77H219V79L221 78V79H224L225 80V73L223 72V70L220 68V65L218 64V62H219V59H220V57H218V55H216L217 53H216V51L214 52V50H212V47L210 46V45H214L213 43L215 42H212L213 41V38H214V36H215V21L213 20V19H208ZM248 20V19H247ZM29 21V20H28ZM53 22H54V19L52 20ZM84 21V20H83ZM89 21V20H88ZM91 21V20H90ZM103 21H104V19H103ZM114 21V20H113ZM158 21V20H157ZM233 22V24H232V22ZM244 21V20H243ZM249 21V20H248ZM252 21H254V20H252ZM256 21H258V20H256ZM261 21V20H260ZM260 21H258V22H260ZM31 22V21H30ZM53 22H51V23H53ZM77 22H78V20H77ZM92 22V21H91ZM94 22V21H93ZM120 22V21H119ZM164 22L166 23V21H165V19H164ZM167 22H168V20H167ZM85 23V22H84ZM90 23V22H89ZM95 23V22H94ZM111 23V22H110ZM114 23H115V21H114ZM122 24L124 23L123 21L121 22ZM120 23V24H121ZM137 23V22H136ZM202 23V22H201ZM239 23V22H238ZM251 24L253 23V22H250ZM261 23H263V22H261ZM81 24H83V22L81 23ZM117 24H118V22H117ZM125 24V28H126V23H124ZM148 24H152V23H148ZM160 24V23H159ZM255 24V23H254ZM31 26H33L32 25V22H31V24H30ZM80 25V24H79ZM78 25V27L80 28V26ZM88 25V24H87ZM90 25H92L91 23H90ZM89 25V26H90ZM95 25H96V27H97V19H96V23H95ZM95 25H93L94 27H95ZM111 25H113V22L111 23ZM115 25V24H114ZM113 25V26H114ZM162 25V24H161ZM166 25V27L168 26V27H170V25H169V22H168V24L166 23L165 24ZM238 25V27H239V25L241 26V23L240 24H237ZM245 25L246 24H243L241 27H242V30H244V28H245ZM259 25H260V23H259ZM44 26V25H43ZM82 27L83 26H85V25H81ZM112 26V27H113ZM124 26V25H123ZM138 26V25H137ZM236 26V25H235ZM244 26V27H243ZM67 27V26H66ZM65 26H64V28H66ZM87 28L86 29H89L88 28V26H86ZM94 27H92V29L94 30L95 28ZM115 27V26H114ZM113 27V30L117 27V25H116V27L114 28ZM139 27V26H138ZM137 27V28H138ZM141 27H143V26H141ZM138 28V30H137V28L135 27V31L133 30V32H136V30L137 31H139L140 29H142V28ZM144 27H146V25L144 24ZM143 27V28H144ZM152 27H154V26H152L151 25V28ZM162 27H163V25H162ZM166 27H163L164 29L166 28ZM167 27V28H168ZM176 27V28H177ZM238 27H237V30H238ZM40 28V27H39ZM41 28H42V26H41ZM70 28V27H69ZM98 28V27H97ZM108 28V27H107ZM109 28H111V27H109ZM147 28H150V27H146V29ZM246 28H247V26H246ZM254 28V27H253ZM53 29V28H52ZM92 29H91V31H92ZM124 29V28H123ZM155 29V28H154ZM173 29L175 30V27L174 28H172L171 30L173 31ZM241 29V28H240ZM256 29H257V27H256ZM260 29V28H259ZM258 29V30H259ZM263 29V28H262ZM261 29V31H263ZM41 30V29H40ZM62 30H64V29H62ZM61 30V31H62ZM70 29H67V31H69ZM95 30H97V29H95ZM112 30V32L113 33H115L114 35H116V31L114 32ZM125 30V29H124ZM150 30V29H149ZM151 30H153V29H151ZM161 30H162V28H161ZM167 30V29H166ZM171 30L169 29V32H171ZM255 30V29H254ZM257 30V31H258ZM91 31H90V33H91ZM120 30H117V32H119ZM144 31H145V29H144ZM160 31V30H159ZM163 31V30H162ZM229 31V30H228ZM228 31H226V32H228ZM250 30H248L247 31V33L249 32ZM63 32V31H62ZM66 31H64L63 33H64V35L66 36V33H65ZM70 32V31H69ZM85 32H87V35H92V34H88V31L86 30ZM125 32V31H124ZM140 33H142V31L140 30L139 31ZM161 32V31H160ZM168 31L165 33V32H163L162 33V35L163 34H167V33H169ZM220 32H222V30L220 31ZM238 32L240 33V31L238 30ZM260 32V31H259ZM53 33H57L56 31L54 32V30H53ZM68 33V32H67ZM113 33H112V35H113ZM121 33H122V31H121ZM137 33V32H136ZM147 33V31H145V34ZM149 33H150V31H149ZM148 33V34H149ZM241 33H243V31L241 32ZM244 33H245V30H244ZM257 33V32H256ZM255 33V35H257ZM261 33V32H260ZM42 34V33H41ZM77 34V33H76ZM75 34V35H76ZM96 34V33H95ZM122 34H124V33H122ZM156 34H157V32H156ZM170 34V33H169ZM234 34H235V32H234ZM233 34V35H234ZM238 34V33H237ZM246 34V33H245ZM253 34V33H252ZM262 34V33H261ZM261 34H259V36L258 37H260V35ZM39 35V34H38ZM44 34H42V36H43ZM55 35V34H54ZM53 35V36H54ZM63 34H61V36H62ZM82 35H83V33H82ZM98 35V30H97V34H96V36ZM101 35H103V34H101ZM100 35V36H101ZM113 35V36H114ZM119 33L116 35V37H118L119 38ZM134 35H135V33H134ZM136 35H138V39L140 40V38H139V36H141L140 34H136ZM153 35V34H152ZM161 35V36H162ZM244 34H242V36H243ZM251 35V34H250ZM264 35V34H263ZM95 35H92V38L93 37H96ZM112 36V37H113ZM145 36H147V35H145ZM154 36V35H153ZM159 37L158 36V34H157V37H159V38H162L163 39V37ZM168 36H170V35H168ZM223 36H224V33H223ZM237 36V35H236ZM238 36H240V35H238ZM237 36V37H238ZM256 36V37H257ZM262 36V35H261ZM55 37H57L56 35H55ZM53 38V39H57V38ZM98 37H99V35H98ZM121 37V36H120ZM122 37H124L123 35H122ZM121 37V38H122ZM142 37H144V36H142ZM148 37V36H147ZM231 37H233V36H231ZM236 37V38H237ZM245 37H246V35H245ZM244 37V38H245ZM253 37H254V34H253ZM252 38V40L254 41L255 39H257V38ZM61 38V37H60ZM76 38V37H75ZM77 38H78V41H74V42H79L80 41V39H79V37L77 36ZM86 38H87V36H86ZM90 38V37H89ZM88 38V40H91V38L89 39ZM102 38V37H101ZM135 38V37H134ZM146 38V37H145ZM144 38V39H145ZM154 38V37H153ZM227 37H225V39H226ZM234 38V37H233ZM264 38V37H263ZM263 38H261L262 39V41L264 40ZM38 39V38H37ZM112 39V38H111ZM114 40H115V38H113ZM123 39V38H122ZM130 39H131V37H130ZM146 39H148L149 41L152 39V37H151V39H150V36L148 37V38H146ZM223 39V37H221V42L223 41L222 40ZM249 38H247V40H248ZM251 39V38H250ZM58 41L60 40V42H64V38L62 39V41H61V39H57ZM93 40V39H92ZM91 40V41H92ZM96 40V39H95ZM100 40V39H99ZM102 41H103V39H101ZM101 40L98 42V44L101 42ZM137 40V39H136ZM135 40V41H136ZM239 40H240V38H239ZM245 40H246V38H245ZM246 40V41H247ZM252 40H249V41H252ZM71 41V40H70ZM141 41V40H140ZM224 41H226V40H224ZM223 41V42H224ZM233 41H234V39H233ZM238 41V40H237ZM237 41L235 40L234 42H236L237 43ZM243 41V40H242ZM248 41V42H249ZM256 41H261V40H256ZM255 41V42H256ZM80 42H82V41H80ZM90 42V41H89ZM151 42V41H150ZM162 42H163V40H162ZM165 42V41H164ZM184 42V41H183ZM238 42H240V43H242L241 41H238ZM245 42V41H244ZM247 42V43H248ZM97 42H93V44H95L96 46H99V45H97L96 44ZM131 43V42H130ZM133 43V42H132ZM142 43V42H141ZM147 43V42H146ZM167 44H168V42H166ZM210 43H212V44H210ZM216 43V42H215ZM225 43V42H224ZM236 43H235V45H236ZM38 44V43H37ZM61 44H63V43H61ZM71 44V43H70ZM90 44H92V43H89L88 45H86V46H90ZM239 44V43H238ZM245 44V43H244ZM240 44L241 46H242V48H243V46H245V48H246V45H248V44ZM3 45H5V44H3ZM75 45H77V43L75 44ZM79 45V44H78ZM101 45V44H100ZM225 45H226V43H225ZM250 45V44H249ZM249 45H248V47L247 48H249ZM63 46V45H62ZM62 46H61V48H62ZM64 46L66 47V44L64 43ZM63 46V47H64ZM72 47H74L73 45H71ZM84 46V45H83ZM95 46V47H96ZM103 46V45H102ZM102 46H101V48H102ZM171 46V45H170ZM172 46H174V45H172ZM172 46L170 47V48H172ZM223 46V45H222ZM222 46H220V47H222ZM236 46H238V45H236ZM241 46H239V47H241ZM256 46V45H255ZM254 46V47H255ZM264 46V45H263ZM46 47H48V44L46 45ZM77 47L78 46H76L75 47V50L77 49ZM93 47V46H92ZM91 47V48H92ZM139 47V46H138ZM163 47H166V46H163ZM168 48H169V46H167ZM253 47V48H254ZM262 47V46H261ZM261 47L259 48L258 47V49H256L257 51H254L255 52V55L257 54L256 52H258V51H260V49H261ZM61 48L59 47L58 49L59 50H61ZM78 48H80V47H78ZM167 48V49H168ZM169 48V49H170ZM228 48V47H227ZM226 48V49H227ZM245 48H243V49H245ZM256 48H257V46H256ZM264 48V47H263ZM50 49V51H51V48H48L47 50H49ZM86 49V48H85ZM94 49V48H93ZM93 49H91V51L93 50ZM104 49V48H103ZM166 49V50H167ZM225 49V48H224ZM229 49H230V47H229ZM235 49V48H234ZM249 49H252V47L250 46V48ZM23 50V49H22ZM64 50H65V48H64ZM71 50H74L73 48H71ZM71 50H67L68 52H69V55L72 57L73 56V54H75V53H77V50L76 51H72V52H74L73 54H70L71 52ZM82 49L80 48V51H81ZM122 50V49H121ZM166 50H164V52H166ZM171 50V49H170ZM228 50V49H227ZM230 50H233V49H230ZM236 50V49H235ZM234 50V51H235ZM238 50L240 51V49L238 48ZM238 50L236 51V52H238ZM262 50V52L264 53V49H261ZM67 51L65 50V54L64 53H61V56H62V54H64V55H66V53H67ZM83 51H87V50H82L81 51V53L83 52ZM95 51V50H94ZM126 51V50H125ZM153 51V50H152ZM172 52H173V54L175 55L176 53H177V49H176V47L174 46L173 48H172V50H171ZM248 49H247V53H248ZM22 52H24V51H22ZM29 52V51H28ZM32 52H34V50L32 51ZM41 52V51H40ZM44 52V54H46V51L44 50L43 51ZM53 52V51H52ZM51 52V53H52ZM127 52V51H126ZM137 52V51H136ZM157 52V51H156ZM172 52H170L171 54H172ZM243 52H244V50H243ZM241 53V55L243 54V56L246 54V53ZM253 52V53H254ZM261 51H260V53H262ZM35 53V52H34ZM48 53V52H47ZM51 53H49V54H51ZM81 53H77V56L73 59V60H75L76 61V58H78V54H81ZM123 53H125V52H123ZM127 53H129L130 54V51L129 52H127ZM131 53H134V52H131ZM167 53V52H166ZM216 53V54H215ZM220 53V52H219ZM249 53H250V51H249ZM25 54V53H24ZM68 54V53H67ZM92 54H93V52H92ZM90 55L91 57L93 56V55ZM95 54V53H94ZM169 54V53H168ZM252 54V53H251ZM31 55V57H32V55L34 56V54L32 53V54H30L29 53V55L28 56H30ZM47 55V54H46ZM84 55H85V53H84ZM89 55V54H88ZM124 55V54H123ZM127 55V54H126ZM132 55V54H131ZM153 55H155V54H153ZM170 55V54H169ZM221 55V54H220ZM254 55V54H253ZM25 57V56H27V55H22V57ZM45 55H43V57H44ZM68 55H66L65 56V58H66V60H67V58H68V61H69V59H72V58H70V56H68ZM81 56V55H80ZM109 55H106V57L107 58H111V57H108ZM111 56V55H110ZM134 55H132L131 57H133ZM136 56V55H135ZM150 56V55H149ZM262 56V55H261ZM38 57H41V56H37V59H38ZM43 57H42V59H43ZM124 57H126V56H124ZM128 58L130 57L129 55L127 56ZM239 57H241V56H239ZM250 58L248 59V60H250L251 58H254L253 56L251 57V56H249ZM255 57H257V56H255ZM259 57H260V54H259ZM30 58V57H29ZM56 58V57H55ZM61 58V57H60ZM60 58H58V61H59V59ZM83 58V57H82ZM81 58V60H80V58H78L79 59V62H81L82 60H84V58L82 59ZM87 58H88V56H87ZM100 58V57H99ZM114 58L115 57H113V60H114ZM116 58H117V56H116ZM180 58V57H179ZM25 59V58H24ZM31 59V58H30ZM51 59H53V58H51L50 57V60ZM63 59H64V57H63ZM62 59V60H63ZM94 59V58H93ZM102 59V58H101ZM125 59H127V58H125ZM203 59H205V60H203ZM27 60V59H26ZM26 60H24L25 62H28L29 64H30V61H26ZM44 60V59H43ZM47 60L48 59H46V62H47ZM55 60V59H54ZM73 60H71V62L73 61ZM86 60V59H85ZM84 60V61H85ZM123 60V59H122ZM128 60V59H127ZM126 60V61H127ZM161 60V59H160ZM164 60V59H163ZM163 60H161V62L163 63V62H165L166 63V61H163ZM167 60V59H166ZM203 60V61H202ZM221 60V62H224V60H223V58L222 59H220ZM252 60V59H251ZM23 61V63H22V60H21V62H20V65L22 64H25V62ZM31 61H32V59H31ZM68 61H66L67 63H66V66H67V64H69L68 63ZM89 61H90V59H89ZM101 61V60H100ZM102 61H103V59H102ZM105 61V60H104ZM103 61V62H104ZM120 61V60H119ZM124 61V60H123ZM169 61H167V66L169 65ZM226 61V60H225ZM37 62H38V60H37ZM43 62V61H42ZM49 62H52V61H49ZM59 62H61V59H60V61ZM63 62V61H62ZM71 62H70V64H71ZM106 62V61H105ZM129 61H127V63H128ZM149 62V61H148ZM17 62H15V64H16ZM48 63V62H47ZM53 63V62H52ZM56 63V62H55ZM58 63V62H57ZM77 63H78V61H77ZM77 63H75L76 65H77ZM102 63V62H101ZM112 63V62H111ZM116 63H119V65H120V62H116ZM115 63V64H116ZM44 64V63H43ZM43 64L42 65H40V66H42L43 67ZM59 64V63H58ZM61 64V63H60ZM60 64H59V66H60ZM69 64V65H70ZM82 64H83V62H82ZM105 64V63H104ZM107 64V63H106ZM114 64V63H113ZM121 64L122 65H120V68H122V66H123V64H125V61L124 62H121ZM144 64H145V62H144ZM153 64V63H152ZM38 65H39V63H38ZM52 65V64H51ZM54 65V64H53ZM64 65V64H63ZM72 65V64H71ZM70 65V66H71ZM76 65H74V67L76 66ZM79 65V64H78ZM77 65V66H78ZM100 65H102V64H100ZM110 65V64H109ZM141 65H143V64H141ZM146 65V64H145ZM160 65V64H159ZM164 65V64H163ZM25 66H27L26 64H25ZM29 66V65H28ZM39 66V67H40ZM58 66V65H57ZM56 66V67H57ZM62 66V65H61ZM66 66L65 67H62V68H66ZM76 66V67H77ZM103 66V65H102ZM113 66V65H112ZM111 66V67H112ZM152 65H150V67H151ZM165 66V65H164ZM255 66H257V65H255ZM69 67V66H68ZM80 67V68H79ZM78 67V69L76 70V71H79V73H81V72H86V70L85 69H83V71H80V69H82V65L81 66H79ZM86 67V66H85ZM90 67V66H89ZM116 67H119V66H117V64H116ZM142 67V66H141ZM33 67H31V70H32V72H33V69H32ZM44 68V67H43ZM59 68V67H58ZM114 68H115V66H114ZM132 68H133V66H132ZM162 68V67H161ZM34 69H36V68H34ZM60 69V68H59ZM68 69V68H67ZM116 69V68H115ZM118 69V68H117ZM150 69V68H149ZM27 70V69H26ZM111 70H113V68L111 69ZM35 71V70H34ZM41 71V70H40ZM145 71V70H144ZM37 72H39L38 71V67H37ZM57 72V74H58V71H54V73H56ZM103 72H105V71H103V69H102V73H100L101 75L102 74H104ZM207 72V73H206ZM61 73V72H60ZM64 73V72H63ZM78 73V72H77ZM76 73V74H77ZM83 73H81V74H83ZM99 73V72H98ZM35 74V73H34ZM37 74V73H36ZM64 74H66V73H64ZM89 74V76H91V72L90 73H88ZM108 74V73H107ZM202 74V73H201ZM207 74L209 75V77L210 78H208V76H207ZM234 73L232 74V75H235ZM33 75V74H32ZM44 75H46V73L44 74ZM119 75H122L121 73L119 74ZM141 75V74H140ZM152 75V74H151ZM162 75H164V74H162ZM253 75H254V73H253ZM257 75V74H256ZM256 75H254V76H256ZM15 76V75H14ZM13 76V77H14ZM34 76V75H33ZM35 76H37V75H35ZM52 76H53V74H52ZM65 77L66 76H68V77H70L69 75H64ZM89 76H87V77H89ZM105 76V75H104ZM109 76V75H108ZM112 76V75H111ZM259 76V75H258ZM44 77V76H43ZM46 77H48V76H46ZM54 77L55 76H53V78L51 79V80H54ZM60 76L58 75V78H59ZM62 77V76H61ZM102 77V76H101ZM106 77V76H105ZM110 77V76H109ZM116 76L114 75V77L113 78H115ZM121 77V76H120ZM120 77H118V78H120ZM125 77L126 76H124V79H125ZM142 77V76H141ZM145 77H147L148 78V76H144V78ZM31 78V77H30ZM71 78V77H70ZM75 78V77H74ZM107 78V77H106ZM123 78V77H122ZM143 78V77H142ZM191 78V79H192ZM31 79H33V78H31ZM35 79V78H34ZM44 79H46V78H44ZM43 79V80H44ZM64 79H67V77L66 78H64ZM77 81L78 80H80V79H78V78H75ZM110 79V78H109ZM121 79V78H120ZM132 79V78H131ZM153 79V78H152ZM207 79H205V80H207ZM235 79V78H234ZM28 80H29V78H28ZM26 78H25V81H28ZM39 80V79H38ZM57 82H58V80H57V78L55 79ZM54 80V81H55ZM62 80V79H61ZM108 80V79H107ZM115 80V79H114ZM128 80H130V78L128 79ZM148 80H150V79H148ZM205 80H198L196 83H195V85H193V86H200L201 85V83L203 82L204 83V81ZM255 80V79H254ZM257 80V79H256ZM13 81H14V79H13ZM40 81V80H39ZM87 81H91V80H87ZM87 81H83L84 83H86ZM100 81H102V79L101 80H99L98 82H99V84L100 83H102V82H100ZM105 81V80H104ZM154 81H155V79H154ZM41 82V81H40ZM45 82V81H44ZM52 82V81H51ZM63 82H65V81H63ZM73 82H75V80L73 81ZM95 82H97V81H95ZM108 82V81H107ZM114 82H116V80L114 81ZM118 82V81H117ZM189 82V81H188ZM256 82V81H255ZM53 83V82H52ZM62 83V82H61ZM60 83V84H61ZM84 83H83V86H85L86 88H87V91H84V93L85 94H88V93H90V92H88V91H91L92 89H90L89 90V87L88 86H93L92 84H94V82H93V80H92V82H90V83H87V84H85L84 85ZM149 83H151L152 84V86H153V81L151 80V82H149ZM24 84H27L28 85V82H24ZM42 82H41V86H42ZM48 84H50V83H48ZM78 84H79V82H78ZM80 84H81V81H80ZM106 84V83H105ZM118 84V83H117ZM150 84V85H151ZM207 84V83H206ZM20 85V84H19ZM26 85V86H27ZM45 85V84H44ZM47 85V84H46ZM55 85V84H54ZM119 85V84H118ZM143 85H145L144 84V82H143ZM146 85H148V86H150L149 84H148V82L146 83ZM145 85V86H146ZM258 85V86H257ZM61 86H62V84H61ZM90 86V87H91ZM97 86V85H96ZM100 86V85H99ZM102 87H101V89L100 88H98L99 89V92H103V85H101ZM108 86H111L110 85V83H109V85ZM137 86H141V84L140 85H137ZM144 86V87H145ZM210 86V85H209ZM70 87V89L72 88V85H70L69 86ZM79 87H80V85H79ZM85 87H84V89H85ZM94 87H95V85H94ZM93 87V88H94ZM119 87V86H118ZM201 87H203L202 85H201ZM201 87H198V88H201ZM213 87H215V85H213ZM24 88H26V87H24ZM105 88V87H104ZM140 88V87H139ZM142 88V87H141ZM153 88H156L155 86L153 87ZM152 88V89H153ZM49 88H47L46 89V87H45V91H47ZM68 90L69 88H67L66 87V85H65V90ZM69 89V90H70ZM76 89H78L77 88V85H76ZM80 89H81V87L77 90L78 92L80 91ZM97 88H94V91L96 90ZM97 89V90H98ZM105 89H107V88H105ZM104 89V90H105ZM111 89V88H110ZM152 89L150 90V91H152ZM157 89V88H156ZM156 89H155V91L154 92H157V91H159V90H157L156 91ZM186 89H188V88H186ZM196 89V88H195ZM210 89H211V87H210ZM32 90V89H31ZM138 90V89H137ZM136 90V91H137ZM161 90V91H162ZM34 92H35V94L33 93V95H35L36 97H37V94H36V91L35 90H33ZM50 91V90H49ZM48 91V92H49ZM83 91V90H82ZM93 91V90H92ZM91 91V92H92ZM31 92V91H30ZM87 92V93H86ZM214 92H215V90H214ZM213 92V93H214ZM219 92V91H218ZM247 94H246V93ZM93 93V92H92ZM108 93V92H107ZM112 93V92H111ZM194 93V92H193ZM21 94V93H20ZM31 94V93H30ZM49 94H51V93H49ZM70 94H75V95H70ZM110 94V93H109ZM32 95V94H31ZM31 95H30V97H31ZM32 95V96H33ZM39 95V94H38ZM53 95V93L51 94V96ZM77 95H79V94H77ZM82 95H84V94H82ZM103 95V94H102ZM105 95H106V93H105ZM108 95V94H107ZM106 95V96H107ZM40 96V95H39ZM39 96H38V98H39ZM81 96V95H80ZM92 96V95H91ZM105 96V97H106ZM110 96V95H109ZM111 96H113V95H111ZM111 96H110V98H111ZM175 96H179L180 98H181V102L180 103H174V101H173V98L175 97ZM20 97H24L23 96V94L22 95H20ZM26 97V96H25ZM24 97V98H25ZM29 96L27 95V97H26V99L28 98ZM92 97H94V96H92ZM103 97H104V95H103ZM108 97V96H107ZM106 97V98H107ZM213 97V96H212ZM236 97H237V95H236ZM24 98H23V100H24ZM37 98V99H38ZM53 98H55V97H53ZM109 98V99H110ZM114 98V97H113ZM222 98V97H221ZM231 98H232V96H231ZM33 99L34 100H36V98H34L33 97ZM44 99V98H43ZM81 99H83V98H81ZM91 99V98H90ZM223 99V98H222ZM40 101H41V99H39ZM88 100H89V98H88ZM92 100H94V99H92ZM159 100V99H158ZM235 100V99H234ZM233 100V101H234ZM38 100H36V102H37ZM113 102H114V99L112 100ZM159 101V102H160ZM207 101V100H206ZM217 101V100H216ZM36 102H33L34 103V105L35 104H37ZM91 102V101H90ZM31 103H32V101H31ZM33 103L32 104H30V105H32L33 106ZM158 103V102H157ZM20 104V103H19ZM23 104V103H22ZM85 105H86V103H84ZM88 104V103H87ZM199 104V103H198ZM78 105V104H77ZM92 105H93V103H92ZM156 105V104H155ZM239 105V106H240ZM251 105V104H250ZM28 108H29V106H27ZM85 107H87V105L85 106ZM108 107V106H107ZM157 107H158V105H157ZM22 108H24V106H22ZM28 108H24V110H26V109H28ZM88 108V107H87ZM86 108V109H87ZM239 108V107H238ZM14 109V108H13ZM252 109H253V107H252ZM256 109H258V108H256ZM32 110V109H31ZM82 110L84 111V112H82ZM226 110V109H225ZM224 110V111H225ZM248 110H250V109H248ZM33 111V110H32ZM42 111V112H43ZM247 111V110H246ZM25 111H23V113H24ZM243 112V113H244ZM26 113V112H25ZM25 113H24V115H25ZM30 113V112H29ZM37 113V112H36ZM43 113V114H44ZM84 113V114H83ZM219 112H215V113H211V115L213 114H215V115H217ZM39 114L41 115V113L39 112ZM206 115V114H205ZM27 116V115H26ZM39 116V115H38ZM52 116V117H51ZM86 116V115H85ZM240 116H241V114H240ZM249 116V115H248ZM26 118H28V117H26ZM62 118H67L68 120H69V125H67V124H65V122L63 121V119ZM103 118V117H102ZM206 118H207V116H206ZM55 119V120H56ZM84 119V120H83ZM208 119V118H207ZM213 120V119H212ZM262 121H263V123H262ZM208 122V121H207ZM91 123V122H90ZM46 124V123H45ZM203 124V125H202ZM131 126H133V127H135V128H137L136 130H135V134L133 133V135L134 136H132V131L131 130H129V128L131 127ZM207 126V125H206ZM134 128V129H135ZM203 128V129H202ZM219 129V128H218ZM133 130V129H132ZM32 131V130H31ZM129 131H131V135H128V133H129ZM167 131H173V132H175V133H180V132H186L187 133V136H185L184 137V134H183V138L182 139H178V137H177V134H174V137L172 136V138L170 139L169 137H166L165 136V133L167 132ZM30 132V131H29ZM264 132V131H263ZM26 134H29V135H26ZM52 134H50V136L48 137V138H46L47 139V141H49L50 139H52V137L54 138V136L56 135H52ZM260 134H261V136H260ZM58 135V136H59ZM168 135V134H167ZM260 136L261 138H258L257 136ZM52 136V137H51ZM57 135H56V137L55 138H57L58 137ZM51 137V138H50ZM258 138V140H256L257 138ZM50 138V139H49ZM67 139V138H66ZM174 139H175V141H174ZM177 139V140H176ZM53 140V139H52ZM55 140V139H54ZM57 140V139H56ZM179 140V141H178ZM58 141V140H57ZM67 141V140H66ZM177 142V144H178V146L175 144ZM50 143V142H49ZM65 143V142H64ZM48 144V143H47ZM63 144V143H62ZM76 144V143H75ZM181 144V143H180ZM264 144V143H263ZM71 147H73V146H71ZM256 147V148H257ZM264 147V146H263ZM222 148V149H221ZM94 150H97L99 153L101 152L102 153V155L101 156H98V157H94V155H93V151ZM164 150V151H165ZM255 150V149H254ZM63 151V150H62ZM75 151H77L76 149H75ZM246 151V150H245ZM251 151H252V149H251ZM169 152V151H168ZM168 152H167V154L166 155H163L164 157H166V159H164L165 160V162L167 161V160H169V157H168V159H167V156H170L171 154L169 153V155H168ZM171 152V151H170ZM183 152V151H182ZM242 152V151H241ZM253 152V151H252ZM68 153V152H67ZM164 153V152H163ZM172 153V152H171ZM197 154V153H196ZM238 154V153H237ZM22 155H25L26 156V158H27V163H24L23 162V160L21 159V156ZM173 155V154H172ZM171 155V156H172ZM176 155V154H175ZM54 156V155H53ZM67 156H71L70 154H67ZM163 156H161L160 158H162ZM170 156V157H171ZM253 156L255 157L256 156V154L254 155L253 154ZM55 157H58V155H56ZM163 157V158H164ZM174 157V156H173ZM173 157H171L172 159H174V161L176 162V164H177V166L176 167H174V168H176V169H180L179 171H182L181 170V168L183 169V164L182 165H180V166H182L181 168L178 166V160L177 159H179L180 161H182V162H187V163H192L193 164V162L192 161H194V157H193V155H192V153H190L189 151H186L185 153H183V154H181V155H176L174 158ZM201 157V156H200ZM241 157V156H240ZM261 157V156H260ZM159 158V159H160ZM197 158H199V157H197ZM205 158V160L204 161H207V160H209V159H206ZM242 158H243V160L245 161L246 159H244V157L242 156ZM250 158V157H249ZM256 158V157H255ZM254 158V159H255ZM262 158V157H261ZM172 159L171 160H169V162H167L168 164L170 163V161H172ZM112 160H118L119 161V165L118 166H120V168H122L123 170H122V172L121 173H119V174H114L113 172H110V171H105L103 174L99 171V169H100V167H102V166H104V163L106 162V164H107V162L109 163V161L111 162ZM164 160H162V161H164ZM198 160V159H197ZM196 160V161H197ZM200 160H201V158H200ZM199 160V161H200ZM235 160V159H234ZM258 159L256 158V160H255V163H256V161H257ZM161 161V160H160ZM218 161H216V162H218ZM229 162V164H230V168H231V163L232 162ZM244 161H243V163H244ZM165 162H163L164 164H167V163H165ZM203 161L201 160V163H202ZM215 162V163H216ZM234 162V161H233ZM262 162V160L260 159V163ZM158 163V162H157ZM160 163V162H159ZM204 163V162H203ZM202 163V164H203ZM219 163V162H218ZM223 163V162H222ZM227 163V162H226ZM251 163H252V160H251ZM258 163V162H257ZM259 163V164H260ZM131 164V165H130ZM144 164H145V166H144ZM162 164V163H161ZM164 164H162L163 166H164ZM171 164H173V163H171ZM175 164V163H174ZM186 164V163H185ZM195 164V163H194ZM197 164H198V162H197ZM262 164V163H261ZM260 164V165H261ZM264 164V163H263ZM42 165V164H41ZM129 165V166H128ZM134 165H142V166H144L145 168H144V170L146 171L144 174H139L141 171H139V172H136L135 170H134ZM170 165V164H169ZM204 165H206V164H204ZM203 165V166H204ZM225 165V164H224ZM223 165V166H224ZM245 165V164H244ZM260 165H258L259 166V168H260ZM35 166V165H34ZM44 166H46V165H44ZM73 166V165H72ZM74 166H76V165H74ZM159 166H160V164H159ZM163 166H161V167H163ZM175 166V165H174ZM190 166V165H189ZM189 166H185V168L186 167H189ZM198 165H196L195 167H197ZM215 166V165H214ZM220 166V165H219ZM222 166V167H223ZM246 166H247V164H246ZM245 166V167H246ZM255 166V165H254ZM208 167V166H207ZM222 167L220 168V170H221V174H222ZM257 167V166H256ZM88 168V167H87ZM136 168V167H135ZM173 168V167H172ZM184 168V169H185ZM204 168V167H203ZM214 168V167H213ZM224 169H225V166L223 167ZM170 169V168H169ZM183 169V170H184ZM191 169H193V168H191ZM191 169H188L187 170V174H191V176H192V173L191 172H193ZM199 169V168H198ZM198 169H197V172H199L198 171ZM206 168H204V170H205ZM215 169H216V167H215ZM215 169H213V170H211V172L212 171H217V170H219V169H217V170H215ZM239 169V168H238ZM70 170V169H69ZM144 170H142V171H144ZM174 170V169H173ZM194 171L196 170V168L195 169H193ZM207 170L209 171V168H207ZM207 170H205V171H207ZM230 171H231V169H229ZM240 170V169H239ZM247 170V169H246ZM248 170H250L251 172H253L252 171V169H249V167H248ZM248 170H247V172H248ZM255 170V169H254ZM85 171V170H84ZM188 171H190V172H188ZM201 171V170H200ZM204 171V172H205ZM223 171H225V170H223ZM241 171V170H240ZM245 171V170H244ZM257 171H259V170H255V173H257V174H255V175H258L259 173L257 172ZM171 172V171H170ZM186 172V171H185ZM184 172V173H185ZM202 172V171H201ZM204 172H202L201 174H203ZM218 172H220V171H218ZM242 172H243V170H242ZM60 173V172H59ZM167 173V172H166ZM172 173V172H171ZM184 173L182 174V176L184 175ZM250 173V172H249ZM28 175V176H30L29 177V180L26 182V183H24L23 184V178H22V180H20L21 179V177L22 176H24V175ZM75 174V173H74ZM173 174V173H172ZM175 174H176V172H175ZM187 174H185V175H187ZM198 174V173H197ZM201 174H200V176H201ZM205 174H206V172H205ZM223 174H225V173H223ZM222 174V177L224 176ZM241 174V173H240ZM244 174V173H243ZM242 174V175H243ZM253 174V175H254ZM78 175V174H77ZM161 175V174H160ZM166 176H170V175H168V174H165ZM199 175V174H198ZM212 175H213V173H212ZM55 177L56 176V178H59L57 181L55 180V183H52V184H41V182L42 181H44L43 179L45 178L46 179V177ZM161 176H163V174L161 175ZM177 176V175H176ZM207 176H208V173H207ZM207 176H205V177H207ZM225 176H227V174L225 175ZM228 176H230V175H228ZM234 176V175H233ZM8 177H14V180L15 181H13V182H11V183H8V181H7V178ZM81 177V176H80ZM79 176H77V178H80ZM171 177V176H170ZM195 177V176H194ZM197 177V176H196ZM203 177V176H202ZM220 177V176H219ZM219 177H217V178H219ZM232 177V176H231ZM241 177V176H240ZM245 177V176H244ZM176 178V177H175ZM182 177H180V179H181ZM183 178H184V180H183ZM183 178H182V180L183 181H185V177L183 176ZM193 178V177H192ZM208 178V177H207ZM172 179V178H171ZM190 179V178H189ZM205 179V178H204ZM226 179V178H225ZM71 180V181H70ZM143 180V181H142ZM160 181H161V179H159ZM164 180V179H163ZM175 180V179H174ZM173 180V181H174ZM187 181H188V178L186 179ZM217 180V179H216ZM221 180V179H220ZM224 180V179H223ZM234 180V179H233ZM236 180H238V179H236ZM84 181V180H83ZM142 181V182H141ZM167 181H170V180H167ZM172 181V180H171ZM177 181V180H176ZM175 181V182H176ZM226 181V180H225ZM224 181V182H225ZM240 181H241V179H240ZM240 181H237L238 182V184H241V182ZM22 182V183H21ZM50 182V181H49ZM70 182H72V184L70 183ZM165 182V181H164ZM163 182V183H164ZM182 182V181H181ZM180 182V183H181ZM219 182V181H218ZM240 182V183H239ZM245 182V181H244ZM62 183H65V184H67V187L65 188V189H63V190H58V188L61 186V188H62ZM166 183H169V182H166ZM188 183V182H187ZM187 183H185V184H187ZM206 183V182H205ZM212 183V182H211ZM210 183V184H211ZM230 183H231V181H230ZM229 182H227V184L229 185L230 184ZM165 184V183H164ZM170 184H171V182H170ZM170 184H168V185H170ZM175 184H177V183H175ZM179 184V183H178ZM209 184V185H210ZM217 184V183H216ZM244 184V183H243ZM243 184H241V185H243ZM93 185V184H92ZM167 185V186H168ZM192 185H194V184H192ZM208 185V184H207ZM206 184H204V186H207ZM226 185V184H225ZM224 185V186H225ZM228 185H226V186H228ZM231 185V184H230ZM261 186L263 185V184H260ZM138 186V187H137ZM144 186V185H143ZM143 186L141 187V189L143 188ZM165 186V185H164ZM172 186H173V183H172ZM178 186H180V185H178ZM237 187V189H238V185H236ZM240 186V185H239ZM129 187V188H128ZM191 187V186H190ZM192 187H194V186H192ZM208 187V186H207ZM213 187H215L214 188V190L216 189V187H217V185L215 186H213ZM220 187V186H219ZM178 189V191L180 192V189L181 188H183V186L182 187H177V185L175 186H173V189ZM185 188V187H184ZM189 188V187H188ZM188 188H186V189H188ZM235 188V189H236ZM57 189V190H56ZM60 189V188H59ZM81 189V188H80ZM90 189H92L91 187H90ZM208 189V188H207ZM218 189H220V190H222L221 188H218ZM204 190V189H203ZM209 190V189H208ZM232 190V189H231ZM80 192H81V190H79ZM89 191V190H88ZM100 191V190H99ZM114 191V190H113ZM168 191V190H167ZM171 191V190H170ZM184 191V190H183ZM190 191H192V190H190ZM210 191V190H209ZM215 191H217V190H215ZM241 191V190H240ZM240 191H236V192H239L240 193ZM100 192H102V191H100ZM115 192V191H114ZM175 192V191H174ZM175 193V196H176V194H178V196H180V198H181V195H179V194H182V195H184L183 194V192H182V189H181V193ZM208 192V191H207ZM217 192H219V190L217 191ZM229 192H230V190H229ZM82 193V192H81ZM88 193H90V191L88 192ZM117 193V192H116ZM132 193V192H131ZM146 193H148V192H146ZM146 193H144V194H146ZM149 193H151V192H149ZM149 193L146 195V197H148V196H150L149 195ZM173 193V192H172ZM185 193H189L190 194V192H185ZM204 193H205V191H204ZM213 193H215V196L213 195V197L212 196H210L209 195V198H212L213 199V201L212 202H216V204H218V205H223V202L225 201L223 198H222V196H220V194L219 195H216V192H213ZM226 193V192H225ZM260 193V192H259ZM264 192H263V190H262V194H263ZM105 194V195H106ZM153 194V193H152ZM170 194V193H169ZM194 194V193H193ZM209 194V193H208ZM247 194V193H246ZM23 195H26L27 197H29V199L27 200V201H24V199H21L20 197L21 196H23ZM78 195V194H77ZM104 195V196H105ZM132 195V194H131ZM190 195H192V194H190ZM202 194H200V196H201ZM81 196V195H80ZM187 196V195H186ZM193 196V195H192ZM244 196V195H243ZM154 197V198H153ZM158 197L159 196H157V199H158ZM185 197V196H184ZM194 197V196H193ZM206 196H203L202 198H205ZM54 198V197H53ZM131 198H132V196H131ZM151 198H153V199H155V196H151ZM176 198H178V197H176ZM82 198H80V200H81ZM156 199V200H157ZM189 199V198H188ZM263 199H264V194H263ZM79 200V201H80ZM129 200H131L130 198H129ZM195 200V199H194ZM194 200H191V201H193L194 202ZM197 200H198V198H197ZM199 200H201V199H199ZM224 200V201H223ZM228 200H229V198H228ZM261 200V199H260ZM81 201H83V200H81ZM80 201V202H81ZM175 201H177V200H175ZM179 201V200H178ZM181 201V200H180ZM190 201V202H191ZM209 201H211V200H209ZM80 202H79V204H80ZM83 202H85V201H83ZM82 202V203H83ZM165 202V201H164ZM229 202V201H228ZM232 202V204L234 205V204H236V203H234L233 201H231ZM261 203H262V201H260ZM75 203H74V205H75ZM116 203H117V201H116ZM153 203H155V202H153ZM156 203H158V201H156ZM160 203V202H159ZM166 203V202H165ZM165 203L163 204L165 207H166V205H165ZM200 203H203V200H202V202L200 201L198 204H199V206H201L200 205ZM209 202H208V200H207V203H203V205L204 204H206V206L207 205H209L208 204ZM63 204V203H62ZM144 204V203H143ZM146 204V203H145ZM149 205H150V203H148ZM147 204V205H148ZM168 204V203H167ZM188 205H191L190 203H187ZM228 204V206L230 207L229 209H231L232 210V208L233 207H231L230 206V204L229 203H227ZM231 204V205H232ZM78 205V204H77ZM104 205H106L105 203H104ZM146 205V206H147ZM156 205V204H155ZM178 205H180V204H178ZM194 205V204H193ZM202 205V206H203ZM211 205V204H210ZM213 205H215V204H213ZM256 205V204H255ZM254 205V206H255ZM61 206V205H60ZM80 206V205H79ZM78 206V207H79ZM119 206V208L118 209H120V206H121V204L119 205V203H118V205L115 207V210H114V213H115V211H117L116 210V208ZM122 206H123V204H122ZM126 205H124V207H125ZM142 206V205H141ZM145 206V207H146ZM158 206H160V207H162V205H158ZM169 206V205H168ZM187 206V205H186ZM197 206V205H196ZM196 206H195V208H196ZM55 207H56V205H55ZM106 207V206H105ZM145 207L143 206L142 207V209H145ZM160 207H159V210H160ZM170 207V206H169ZM179 207V206H178ZM194 206H192V208H193ZM204 207V206H203ZM203 207H201V208H199V210L197 209V211H201V210H203L202 208ZM211 207V206H210ZM238 207V210H239V208H240V205L238 206L237 204H236V206L234 207V210H235V208H237ZM242 207H243V205H242ZM58 208V207H57ZM62 208V207H61ZM192 208H190V209H192ZM198 208V207H197ZM224 208H225V206H224ZM244 208V210H245V207H243ZM248 208V207H247ZM51 208H49V210H50ZM53 209V208H52ZM69 209V208H68ZM86 210H87V208H85ZM141 209V210H142ZM150 209H152V207L150 208ZM168 209V208H167ZM166 209V210H167ZM171 209V208H170ZM170 209H168V211H169V213H170ZM184 209V208H183ZM213 209V208H212ZM250 208H248V210H249ZM58 210V209H57ZM79 210V209H78ZM122 210H126L125 208H122ZM194 210H196V209H194ZM205 210H207L206 208H205ZM231 210H230V213L232 214V213H234V212H236V211H233L232 210V212H231ZM242 210V209H241ZM31 211V212H32ZM69 211H72L71 210V208H70V210ZM119 212H120V210H118ZM138 211H140V210H138ZM150 211V210H149ZM161 211V210H160ZM172 211H173V213H175V211L173 210V208H172ZM193 211V210H192ZM204 211V210H203ZM215 211H217L216 209H215ZM220 211V210H219ZM30 212V216L29 217H31V215H32V213ZM73 212V211H72ZM98 212H101V211H98ZM112 212V211H111ZM110 212V213H111ZM137 212V211H136ZM148 212V211H147ZM153 212V211H152ZM185 212V211H184ZM189 212L190 211H188V214H189ZM194 212V211H193ZM192 212V213H193ZM63 213H67V212H63ZM62 213V214H63ZM110 213H107V214H110ZM113 212H112V214H114ZM146 213V212H145ZM167 213L168 212H166L165 213V215H167ZM198 213V212H197ZM209 213H214L213 214V216L217 213H215L214 212V209H213V212H211V211H208V214ZM220 213H222V211L220 212ZM62 214H60L59 215V213L57 214L58 216H60V217H62V219H61V223H62V221L64 220V215H62ZM96 214H98L97 216H99V214L100 213H95V215ZM116 214V213H115ZM115 214L114 215H111V216H115ZM148 214H150V213H146L145 215H143L144 216V219L145 220H142L141 221V225H142V223L145 221H147L148 219H147V217H149V215ZM153 214V213H152ZM171 214V213H170ZM191 214V213H190ZM200 214H201V212H200ZM203 214H206V213H204L203 212ZM207 214V215H208ZM236 214H237V212H236ZM35 215V214H34ZM51 215V214H50ZM55 214H53V216H54ZM62 215V216H61ZM72 215V214H71ZM69 216V215H66V217L69 219V217H74L75 218V215H72V216ZM103 215V214H102ZM137 215V214H136ZM147 215V216H146ZM174 215V214H173ZM195 215V214H194ZM211 214H209V216L208 217H211L210 216ZM225 215V213L223 212V214H222V216L223 217H225V218H227L228 220L230 219L228 216L226 217V216H224ZM52 216V217H53ZM56 216V215H55ZM57 216V217H58ZM96 216V217H97ZM109 216V215H108ZM107 216V217H108ZM135 215H133V217H134ZM141 216V215H140ZM140 216H138V218H140V220H141V218H142V216L140 217ZM154 216V215H153ZM168 216V215H167ZM172 216V215H171ZM181 216H183V214L181 215ZM193 217V215H190V217ZM218 216V215H217ZM220 216V215H219ZM255 216V215H254ZM4 217V216H3ZM27 217V216H26ZM25 217V218H26ZM28 217V218H29ZM33 217V216H32ZM47 217V218H48ZM57 217H55V219L57 218ZM77 217V216H76ZM102 219H103V221H104V216H100ZM127 216L125 215V218H126ZM137 217V216H136ZM146 217V218H145ZM151 217H152V215H151ZM175 217V216H174ZM187 217V216H186ZM197 217L198 218H201V219H203L204 220V218H203V216H201L200 215V217L197 215ZM215 217H216V215H215ZM215 217H214V219H215ZM230 217H232V216H230ZM5 218H7L6 216H5ZM44 218V217H43ZM50 218V217H49ZM65 219L66 221H67V223H65L66 221H64V223L66 224V225H64V223H62L63 224V226L65 227V226H69V227H79V224L81 223V222H84L83 220H81V222L80 221H78L77 220V218L76 219ZM100 218V219H101ZM178 218V217H177ZM217 218V217H216ZM222 218V217H221ZM224 218V219H225ZM248 218V217H247ZM1 219V218H0ZM27 219V218H26ZM33 219H34V217H33ZM45 219V218H44ZM134 219L136 220L137 218H135L134 217ZM134 219H132V220H134ZM150 219V218H149ZM172 219V218H171ZM196 219V218H195ZM212 219V218H211ZM213 219V221L214 222H216L215 220ZM219 219V218H218ZM9 220H11V219H9ZM30 220H32V219H30ZM48 221H50V219H47ZM53 220V219H52ZM51 220V221H52ZM98 220V219H97ZM130 221H131V219H129ZM173 220V219H172ZM200 220V219H199ZM206 220H208V219H205L204 220V223H205V221ZM217 220V219H216ZM220 220V219H219ZM3 221V220H2ZM6 221H7V219H6ZM32 221H34V220H32ZM59 221V220H58ZM57 221V222H58ZM100 221V220H99ZM99 221H97V222H99ZM109 221H110V219H109ZM109 221H108V219H106V223H105V225L107 224V223H109ZM136 221H139V220H136ZM151 221H152V219H151ZM153 221H154V218H153ZM174 221L176 222V220H175V218H174ZM173 221V222H174ZM178 221H179V219H178ZM177 221V222H178ZM196 221V220H195ZM222 221V220H221ZM221 221L220 222H218V223H221ZM226 221V220H225ZM253 221H255V220H253ZM105 222V221H104ZM104 222H101V223H103V224H99V225H104ZM189 222V221H188ZM208 221H206V224H208L207 223ZM245 222H246V220H245ZM5 223V222H4ZM44 223H47V221L46 222H44ZM85 223V222H84ZM125 222H122L121 221V223H119V226H120V224H121V226L123 227V226H125V225H122V224H124ZM127 223V222H126ZM125 223V224H126ZM130 223V222H129ZM147 223H149V222H147ZM152 223V222H151ZM200 223V222H199ZM213 223V222H212ZM211 223V224H212ZM249 222H247V224H248ZM264 223V222H263ZM51 224V223H50ZM94 225H95V227H94V225H93V228H88V227H85L86 226V224H85V226H83V228L81 227L80 229H81V231L82 232H84V233H88L87 231L88 230H90V231H93L92 229H94V228H96L97 226H98V224H97V226H96V222L95 223H93ZM169 224V223H168ZM203 224V223H202ZM206 224H205V227H206ZM210 224V223H209ZM217 224V223H216ZM44 225V224H43ZM43 225H41V226H43ZM57 225V224H56ZM81 225H82V223H81ZM80 225V226H81ZM110 226H112L111 225V223L109 224ZM214 226H215V223L213 224ZM221 225H223L222 223H221ZM120 226V227H121ZM154 226V225H153ZM171 226V225H170ZM200 226H204V225H201V223H200ZM44 227H46V226H44ZM69 227H65L67 230H69L70 228ZM99 227V226H98ZM103 227V226H102ZM108 227V226H107ZM121 227V228H122ZM142 227H143V225H142ZM174 227V226H173ZM58 228V227H57ZM85 228V229H84ZM88 230H87V229ZM140 228H141V226H140ZM139 228V226H138V228H136L135 230L133 229V231H136L137 230V232H138V229H140ZM145 228H147V225L145 226L144 225V229ZM182 228V227H181ZM206 228H209V227H206ZM215 228H216V226H215ZM222 228V227H221ZM64 229V228H63ZM65 229V230H66ZM103 228H101L100 230V232H103V230H102ZM162 229H164V226L162 227ZM178 229V228H177ZM180 229V228H179ZM210 229V228H209ZM78 230V229H77ZM85 230H86V232H85ZM96 230V229H95ZM121 230H123V229H121ZM120 229L117 231V233L119 232V231H121ZM172 230L173 231H175V228H172ZM181 230V229H180ZM194 230V229H193ZM199 230V229H198ZM204 230V229H203ZM218 229H216V231H217ZM220 230H222V229H220ZM3 231V230H2ZM15 231V230H14ZM80 231V230H79ZM89 231V232H90ZM178 231V230H177ZM214 232H216L215 230H213ZM29 232V231H28ZM71 232V231H70ZM78 232V231H77ZM131 232V231H130ZM150 232V231H149ZM152 232V231H151ZM150 232V233H151ZM171 232V231H170ZM170 232H169V234H170ZM180 232H183V229H182V231H180ZM185 232H187V231H185ZM214 232H213V234H214ZM218 232H219V230H218ZM40 234H41V232H39ZM120 233H122V231L120 232ZM119 233V234H120ZM124 233V232H123ZM125 233H126V231H125ZM127 233H129V230H127ZM126 233V234H127ZM133 233V232H132ZM152 233H154V232H152ZM212 233V232H211ZM210 233V234H211ZM219 233H221V232H219ZM240 232H238V234H239ZM69 234H71V233H69ZM75 234V233H74ZM73 234V238H71V239H69V240H74L75 239V236L77 235L78 237L79 236H83L82 234L81 235H78V233L77 234H75L74 235ZM89 234V233H88ZM90 234H92V233H90ZM101 234V233H100ZM177 234V233H176ZM183 234V233H182ZM182 234H180V235H178V236H180V238L179 239H181V238H183V240H184V237H181L182 236ZM185 234V233H184ZM183 234V235H184ZM187 234H189V233H187ZM210 234H209V236H210ZM26 235V234H25ZM165 235H168V234H165ZM165 235H162V236H164L165 237ZM173 235H175V234H173ZM172 235V236H173ZM195 235H199V237H200V239L203 237V236H201L200 234H195ZM207 235H208V233H207ZM230 235H232V234H230ZM230 235H227V236H230ZM12 236V235H11ZM86 236V235H85ZM84 236V237H85ZM154 236V235H153ZM216 236V235H215ZM214 236V237H215ZM233 236V235H232ZM253 236V235H252ZM16 237H18V235H16ZM27 237V236H26ZM30 237V236H29ZM41 237V236H40ZM43 237H44V235H43ZM167 237V236H166ZM169 237H171V236H169ZM189 237V236H188ZM192 237V236H191ZM19 238V237H18ZM20 238H23V236L22 237H20ZM45 238V237H44ZM69 238V237H68ZM163 238V237H162ZM172 238V237H171ZM193 238V237H192ZM204 238V237H203ZM208 238V237H207ZM210 238H211V236H210ZM217 238V237H216ZM243 239L245 238V237H242ZM23 239H26L25 237L23 238ZM78 239V238H77ZM79 239H80V237H79ZM166 240H168V237L167 238H165ZM170 239V238H169ZM175 239H178V237L177 238H175ZM174 239V240H175ZM194 239V238H193ZM199 239V238H198ZM226 239H228V238H226ZM243 239H240V240H243ZM250 239V238H249ZM5 240H6V238H5ZM4 240V242L6 243L7 242V240L5 241ZM134 240V239H133ZM149 240H150V238H149ZM194 240H196L197 241V239H194ZM210 240L211 239H209V242H210ZM224 240V239H223ZM230 240H232V239H230ZM245 240V239H244ZM252 240V239H251ZM251 240H247L246 239V241H251ZM72 241H70V242H72ZM76 241H78V240H76ZM152 241V240H151ZM150 241V242H151ZM176 241V240H175ZM188 241H189V238H188ZM196 241H194V242H196ZM200 241V243H202V239L201 240H198L197 242H199ZM204 241V240H203ZM234 242L236 241L235 239L233 240ZM232 241V242H233ZM14 242H15V239H14ZM18 242V241H17ZM128 243H130V240H128L127 241ZM183 242L184 241H182V243H180V246L183 244ZM217 242H221V241H217ZM223 242H225V241H223ZM231 242V241H230ZM229 242V243H230ZM233 242V243H234ZM236 242H238V241H236ZM153 243H154V241H153ZM200 243H198V244H200ZM205 243V242H204ZM204 243H203V245H204ZM135 244V243H134ZM155 244V243H154ZM207 244V243H206ZM205 244V245H206ZM212 244V243H211ZM216 244V243H215ZM27 245V244H26ZM72 245V244H71ZM202 244H201V247L203 246ZM232 245H234V244H232ZM60 246V245H59ZM58 246V247H59ZM82 246V245H81ZM158 246H159V244H158ZM172 246V245H171ZM211 245L209 244V246H207V247H210ZM175 247V246H174ZM184 247H185V245H184ZM200 247V248H201ZM215 246H213V248H214ZM18 248V247H17ZM25 248H26V246H25ZM199 248V247H198ZM198 248H195V251L197 252V249ZM204 248V247H203ZM203 248H201V249H203ZM219 248H221V247H219ZM263 248L264 247H261V250H263ZM19 249V248H18ZM69 249V248H68ZM71 249H72V247H71ZM85 249H87V247L85 248ZM90 249V248H89ZM188 249H190V247L188 248ZM208 248H206L205 250H207ZM216 249V248H215ZM215 249L214 250H211L212 251V254L214 253V251H215ZM256 249V248H255ZM258 249V248H257ZM26 250V249H25ZM186 249H184L183 251H185ZM221 250H224V249H221ZM68 251H70V250H68ZM177 251H179V250H177ZM182 251V250H181ZM203 251H204V249H203ZM208 251H210V250H208ZM260 251V250H259ZM25 252H27V253H35L37 256H38V264H47V263H60V261L62 260V258H64L65 257V255H67V254H65V255H62V254H59V253H55V252H53L49 247H47V246H45V245H43V244H41V242L39 243V241H38V243H34V247H33V250H26ZM93 252V251H92ZM173 252V251H172ZM180 252V251H179ZM195 252V253H196ZM200 251L198 250V252L197 253H199ZM230 252V251H229ZM228 252V253H229ZM255 253H256V251H254ZM168 253V252H167ZM178 253V252H177ZM194 253V254H195ZM221 253H223V252H221ZM220 253V254H221ZM227 253V252H226ZM231 253H232V251H231ZM247 253H248V251H247ZM251 253V252H250ZM258 253V252H257ZM194 254H192L193 256H194ZM210 254V253H209ZM230 254V253H229ZM113 255V254H112ZM125 255V254H124ZM165 255H167L166 253H165ZM187 255L188 254H184V256H186V258H187ZM191 255V256H192ZM203 255V254H202ZM225 255V254H224ZM228 255V254H227ZM226 255V256H227ZM63 256V257H62ZM68 256V255H67ZM72 256H74V255H72ZM81 257H82V255H80ZM183 256V257H184ZM198 256V255H197ZM197 256H195V257H197ZM200 256V255H199ZM211 256V255H210ZM229 256V255H228ZM227 256V257H228ZM71 257V256H70ZM74 257H76V255L74 256ZM166 257V256H165ZM212 257V259H214L213 258V256H211ZM219 258L221 257V256H218ZM217 257V258H218ZM225 257V256H224ZM223 257V258H224ZM12 258V257H11ZM66 258V257H65ZM127 258V257H126ZM125 258V259H126ZM182 258V257H181ZM186 258H183V259H186ZM223 258H221L222 260V262H221V264L223 263ZM251 258V257H250ZM102 259V258H101ZM111 258H109V260H110ZM182 259V260H183ZM194 260H196L195 258H193ZM256 259V258H255ZM116 260V259H115ZM174 261H178V258H177V260L176 259H173ZM173 260H169L170 262L172 261V262H174ZM8 261V260H7ZM11 261V260H10ZM10 261H8L9 263H10ZM67 261V260H66ZM68 261H70L69 259H68ZM68 261H67V263H68ZM96 261V260H95ZM110 261H113L112 259L110 260ZM169 261H168V263L167 264H170L169 263ZM185 261V260H184ZM183 261V262H184ZM187 261V260H186ZM191 261V260H190ZM190 261H188V262H190ZM12 262V261H11ZM75 262V261H74ZM172 262H171V264H172ZM180 262V261H179ZM182 262V261H181ZM181 262H180V264H181ZM183 262H182V264H183ZM193 262V261H192ZM235 262V261H234ZM245 261H243L242 263L243 264H245L244 263ZM12 263H14V262H12ZM36 263V262H35ZM66 263V264H67ZM70 263V262H69ZM73 263V262H72ZM114 264H115V262H113ZM152 263V262H151ZM259 263H260V261H259ZM88 264H92V263H88ZM241 264V263H240Z\"/></svg>",
    "mask_w": 264,
    "mask_h": 264
}]
</instances>
